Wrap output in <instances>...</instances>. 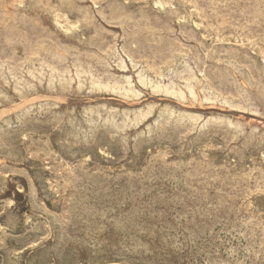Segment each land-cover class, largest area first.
<instances>
[{
    "label": "rangeland",
    "instance_id": "obj_1",
    "mask_svg": "<svg viewBox=\"0 0 264 264\" xmlns=\"http://www.w3.org/2000/svg\"><path fill=\"white\" fill-rule=\"evenodd\" d=\"M207 1H209V2L206 3ZM237 1L238 0H232V2H231V0H204V1L203 0H196V1L195 0H127V1L126 0H48V1L47 0H43V1L42 0H40V1L39 0H30V2H29V0H0V13H1L0 14V48H1L0 49V66H1L0 68L3 69V70L0 69V76H1L0 77V92L2 91V93H3V94L0 93V96L2 94V96L0 97V99H1L0 100V104H1L0 109L2 108L0 110V126H1L0 127V137H1L0 138V149H1L0 150V179H1L0 180V183H1L0 184V187H1L0 188V206H1L0 207V233H1L0 234V264H15V263L16 264H26V262H28V264L29 263L30 264H47V262H49L48 264H60L62 261L63 262L61 264H70V263L71 264H78V263L79 264H100V263L101 264H108V263L109 264H112V263L113 264H115V263L116 264H145L148 260L149 261L146 264H167V263L168 264H173V263L174 264H179V263L183 264L184 262H186L184 264H223V263L224 264H233L234 262L236 264L237 263L238 264H245V263L246 264H255V263L256 264H264V254H263L264 253V250H263V248H264V244H263L264 243V180H263L264 179V135H262V133H264V99H263V97H264V59H263L264 58V39H263L264 38V25H263L264 24V7H262V5L264 4V0H262V1L261 0H257V1L251 0L250 3L247 2L248 0H239L238 1L239 3ZM252 1H254V2H252ZM4 2H6L5 3L6 5L4 4ZM39 2L40 3L42 2V3L39 4ZM43 2H45V3L43 4ZM241 2H242V4H241ZM243 2H245V3H243ZM256 2H258V3H256ZM255 3H256V5H255ZM259 3H261L262 5ZM45 4H46V6H45ZM248 4L252 7L250 8V6ZM1 5H3V6H1ZM67 5H69L70 7H68ZM145 5H146V7H145ZM226 5L228 6L227 8H226ZM50 6H51V8H50ZM81 6H82V8H81ZM255 6H257L259 8H257V7L255 8ZM14 7L16 10L13 9ZM46 7H47V9H45ZM224 7H225V9H224ZM261 7H262V9H261ZM80 8H81V10H80ZM200 8H202V9H200ZM242 8H244V9H242ZM38 9L39 10L41 9V11H39ZM83 9H85V10H83ZM130 9H131V11H130ZM42 10L44 11L45 14H43ZM230 10H232V12ZM10 11H12V12H10ZM16 11L18 14L16 13ZM18 11H20V12H18ZM21 11H22V13H21ZM199 11H200V13H199ZM256 11H258L259 13L256 14L257 13ZM3 12H4V14H2ZM222 12H223V14H222ZM79 13H80V15H79ZM189 13H190V15H189ZM9 14H10V16H9ZM14 14L16 16H14ZM250 14H251V16H250ZM6 15H7V17H6ZM38 15L40 18L38 17ZM204 15H205V18H204ZM256 15L257 16L261 15L259 17L260 18L259 21L255 20V19H257V20L259 19ZM101 16H103V17H101ZM197 16H199V17H197ZM214 16H216V17H214ZM11 17L14 20L13 19L10 20ZM220 17L223 18L225 23H223V20H220V19H222ZM207 18H209L210 20L209 19L207 20ZM35 19H37V20H35ZM78 19H79V21H78ZM204 19L206 21H204ZM15 20L17 21L16 23L13 22ZM187 20H188V22H187ZM227 20H228V22H227ZM33 21L36 23H33ZM219 21H222L221 22L222 24L221 23L219 24ZM245 21H246V24H245ZM37 22H40V23L38 24ZM201 22H202L203 26H202ZM216 22H217L218 26L220 25L218 28L217 27L215 28V26H217ZM249 22H251V23L249 24ZM6 24H7V26H6ZM16 25H18V26H16ZM212 25L213 26L215 25V26L213 27ZM221 25H222V27H221ZM45 26H47V27H45ZM232 26L233 27L237 26L238 30L236 27L234 29ZM5 27H9V28L5 29ZM208 27H211V28H208ZM242 27L244 29H241ZM245 27L247 29H245ZM12 28H13V31H12ZM60 28H61V31H60ZM205 28L207 30H205ZM22 29L25 33L21 31ZM210 29H211V31H210ZM48 30H50V32ZM216 30H217V32H216ZM51 31H52V34L54 33L57 36H55L53 34V36H54L53 37L51 35ZM54 31L55 32L57 31V32L55 33ZM241 32H243V33H241ZM199 33L201 34V36ZM237 33H238V35H237ZM60 37L62 38L61 40H60ZM92 38H95V39L92 40ZM253 38H255V40ZM108 39H109V41H108ZM252 39H253V41H252ZM85 41H87V43ZM200 41H201V43H200ZM65 42H69V43H65ZM62 43L64 44V46ZM84 43H85V45H83ZM14 45H15V47H14ZM71 45H72V47H70ZM74 45H76V46H74ZM2 47H3V49H2ZM77 47H78V49H77ZM91 47H93V48H91ZM241 47H243V48H241ZM19 48L20 49L22 48L23 50H20ZM118 48L121 50V52L122 51L123 52L121 53ZM62 49H64V50H62ZM88 50H90V51H88ZM17 51H18V53H17ZM53 51H56V52H53ZM58 51L60 53H58ZM22 52H23V55H22ZM204 52L206 55L203 54ZM124 53H125V55L123 56ZM147 53H148V55H147ZM7 54L8 55L11 54L10 57ZM66 54H67V56H66ZM77 54L80 56H78ZM16 55H18L20 57H17ZM177 55L179 56L178 60L176 59ZM204 55H205V57H204ZM76 56H77V58H76ZM108 56L109 57L111 56L110 57L111 59L108 58ZM118 56H120L121 58ZM258 56H260V58ZM66 57H67V59H66ZM189 57H191V58H189ZM62 58H64V59H62ZM114 58H116V59H114ZM182 58H183V60H182ZM185 58H187V59H185ZM70 59H71V61H70ZM118 59H119V61H117ZM130 59L133 61V63H131V61L130 62L128 61ZM79 60L82 62H79ZM151 60H153V61L150 62ZM33 61H34V63H33ZM42 61H43V63H42ZM73 61L75 62V64ZM174 61H176V62H174ZM233 61H235V62H233ZM122 62H123V65L121 67V65H119V64H122ZM172 62L175 63L176 65L173 64ZM197 62L199 64H197ZM226 62H227V64H226ZM230 62L231 63L233 62V64H230ZM37 63H39V64H37ZM76 63H79V64H76ZM106 63H108L109 65H107ZM179 63L180 64L182 63V66ZM185 63L187 64V66L189 65L188 67L190 69H192V70H190L191 72H188L189 70H183V68H184L183 66L186 65ZM194 63H195V65H194ZM202 63H204V64H202ZM234 63H236V64H234ZM30 64H32V65H30ZM84 64H85V66H84ZM116 64H117V67H116ZM130 64H131V66H130ZM134 64H136V67L138 66L137 64H139L138 68L139 67L148 68V70H140V71H143L145 74L148 73L149 77H150V74L152 76H154V77L151 76L153 81L155 79H158L159 77H162L163 78L162 85H166V84L168 85L171 83L174 86L176 85V87H175L176 90L182 91L185 99L181 101L177 97L165 94L167 96L166 97L163 93H156V92L152 91L149 87L141 85L139 83V81L137 82V80H138V78H137L138 74L137 73H139L140 71L138 70V68H136V69H135V67L133 68ZM201 64L205 67H203ZM3 65H5V66H3ZM26 65H27V68H26ZM64 65H65V67H64ZM76 65H78V66H76ZM94 65H95L96 69L94 68ZM175 66H176V68H175ZM194 66H196V67L194 68ZM235 66L236 67L239 66V71H240L241 75L243 72L242 70L245 71V72H243V75L244 74H246V75L241 76L240 74H238L239 73L238 68H236ZM48 67H50V68H48ZM58 67H59V69H58ZM67 67H69L70 70ZM78 67H80L79 71H77ZM245 67H247V68H245ZM16 68H17V71H16ZM28 68L30 71L28 70ZM43 68H45V69L43 70ZM73 68L75 71L73 70ZM87 68H88V70H87ZM166 68H168V69H166ZM169 68H172V69L170 70ZM31 69L35 70V71H33L34 73L32 72ZM38 69L40 72L38 71ZM46 69H48V70H46ZM51 69H53L54 71L56 70L55 72L56 73L58 72L57 74H59L60 76L63 74L62 75L63 78L64 77H65V79L67 78V80L64 79L65 81H63L65 83H63V82H61V84L59 82L51 83V81L48 79L50 76V74H48V73H50ZM81 69H83V70H81ZM134 69H135V71H134ZM163 69H165V70H163ZM178 69H180V70H178ZM25 70H27L28 73ZM92 70L95 73H93ZM176 70H178V73L181 76H179V74L177 73ZM247 70H249L250 72ZM3 71L4 72L6 71V73H4ZM84 71L93 75L94 79L99 78L100 80H106V79L111 77L113 79H116V80L118 79L119 81H121L122 79L124 80V77H125V80H129L130 82L133 83L132 85L135 88V90L137 91L139 97H138V99H135V100L134 99H127L125 97L122 98V95L117 94V93L104 92V91L102 92L99 90H95L88 84L87 81H85L87 73H85L82 76V77H84V76L85 77H84V79L80 80V85H79V81H77L78 80L77 74L82 73V72L84 73ZM89 71H91V73ZM184 71H186V72L184 73ZM14 72H16V74H14V75L17 77L13 76ZM17 72H19V73H17ZM68 72L69 73L71 72L70 73L71 75ZM160 72L161 73L163 72V73L161 74ZM165 72H167L168 75ZM192 72H194V73H192ZM32 73H33V76L35 78L37 76L38 79L37 78L35 79L32 76ZM39 73H41V74H39ZM44 73L46 76L45 75L43 76ZM75 73H77V74L75 75ZM96 73H97V75H95ZM232 73L234 76L232 75ZM65 74L66 75L68 74V75L64 76ZM192 74H193V76H192ZM237 74H238V76H237ZM2 75L6 76V77L8 75V77L4 78V76H2ZM39 75H41V77H38ZM248 75L250 77V80H248L249 77L246 78ZM20 76H23V79H22V77L20 78ZM29 76H31V77H29ZM102 76H104V77H102ZM118 76H121V77H118ZM163 76H165L166 79H164ZM168 76L170 79H168ZM14 77L18 81H16ZM32 77L34 80L30 79ZM190 78L192 80H190ZM6 79H9V81ZM26 79L29 80V83H27V82L24 83L25 81H27ZM46 79H48L50 82H48V80H46ZM183 79H184L185 84H188L191 87L193 86L192 89L194 91L196 101H193L192 98H190V95L188 94L186 88L184 87L185 84L183 82ZM243 79L247 80V82L250 81L249 83H251V85L249 86V84H246L247 82L244 81ZM179 80L182 82H180ZM206 81H207V83H206ZM19 82H21L22 86L24 85L23 86L24 88H22V86ZM39 82L41 83V86H39L40 85ZM198 82H199V84H198ZM200 82L202 85L200 84ZM10 83H12V84L9 85ZM47 83H48V86H47ZM237 83H238V85H240V87H237L238 86ZM27 84H29V85H27ZM50 84H51V86H50ZM67 84H68V86H67ZM241 84H243V85H241ZM253 84H254V86H253ZM60 85H62V86H60ZM85 85L86 86L89 85V86L86 87ZM204 85H205V88H202ZM19 87H20V89H19ZM25 87H27V88H25ZM33 87H35V88H33ZM49 87H51V88H49ZM68 87H69L70 91L68 90ZM83 87H85V88H83ZM7 88H10V89H7ZM17 88L21 92H18ZM32 88H33V90H32ZM47 88H49V89H47ZM79 88H81V89H79ZM206 88H209V89L206 90ZM238 88H239V90H238ZM24 89L26 91L28 90V92H30V93H28V92L24 93L25 92ZM86 89H87V92H86ZM90 89H91V92H92V90H94V91L91 93V92H89ZM202 89H203V91H201ZM4 90L7 93H4ZM31 90L34 93H31L32 92ZM78 90L80 91V93ZM95 91H96V94H95ZM243 91L245 93H243ZM22 93H24V94H22ZM239 93H241V94H239ZM4 94L5 95L7 94L8 96L7 95L4 96ZM19 94L22 95V98H20L21 95H19ZM114 94H116V95L114 96ZM248 94H250V95H248ZM85 95H87V96H85ZM16 96H18V97H16ZM187 96H189V97H187ZM239 96L240 97L244 96V97H242L240 99ZM111 97H112V99H111ZM173 97L176 99H174ZM209 97H211V98L209 99ZM213 97H215L216 99ZM207 98L210 102L207 101ZM18 99H20V100H18ZM226 99H228V100L226 101ZM7 100H9V102ZM191 100H192V102H191ZM220 100L222 101V103L220 102ZM1 101H2V103H1ZM225 101H226V103H225ZM164 102H166V103H164ZM205 102L206 103L208 102V103L206 104ZM230 102H233V106H232V103H230ZM237 102H239L238 103L239 105L241 103L243 104V102H244V104L239 106V105H237ZM43 103L45 105L47 104L48 106H51V107H48L47 105L46 106L48 108L44 107L45 105ZM37 104L38 105L40 104L41 108H40V105L38 106ZM99 104H102V105H99ZM150 104H152V105H150ZM221 104H223L224 106L223 105L220 106ZM248 104L251 106L248 107L249 106ZM103 105L104 106L107 105V106L104 107ZM143 105H144V108H141V106H143ZM146 105L150 106V107L148 106L149 109H147L148 107ZM164 105H166V107ZM90 106H92V107H90ZM93 106H95V107L93 108ZM99 106H100V108H98ZM101 106L104 108H102ZM169 106L170 107L172 106V107L170 108ZM43 107H44V109H49V110H47L48 114H45L44 111H46V110L42 111ZM52 107H54V108H52ZM167 107H168V109H171V110H168ZM37 108L40 109L39 112H38ZM101 108L103 109V112H102ZM114 108H116V109L118 108V111H116V109L114 110ZM162 108H163V111H162ZM172 108H173V110H172ZM234 108H236V109H234ZM241 108L243 110L246 108L245 109L246 113H245V110L243 112L241 110ZM252 108H254V110L250 113V110H252ZM27 109H29L28 114L26 112ZM94 109H96V110H94ZM110 109L112 112L110 111ZM123 109H125V112H123L124 111ZM131 109L134 112H137L139 110L146 111V115H145L144 119L142 121L138 122L139 124L138 123L136 125L133 124V127L136 126L137 128L132 127V130H130L131 124L126 125V126H128V129H126L127 127H125V125H123V120L125 119L124 118L125 116L132 117V114L134 112L133 111H131L132 113L129 112ZM146 109L149 110L150 112H152V114H149L150 112L147 111ZM230 109H232V110H230ZM72 110H73V112H71ZM84 110H85V112H84ZM126 110H128V111H126ZM152 110H154V111H152ZM168 111H170V112H168ZM19 112L21 114H19ZM43 112H44V114H43ZM52 112H53V114H52ZM55 112H58L57 114L63 115V116L58 115L57 116L58 119H57V117H56L57 114ZM82 112L85 113V115L87 114L86 115L87 117L85 115L83 116ZM101 112H102V114H101ZM110 112H111V114H110ZM121 112L125 113L124 117L122 116L123 114ZM127 112L129 113L128 115H127ZM254 112L256 115L254 114ZM23 113H24V115H23ZM29 113H31V114L33 113L34 115L33 114L30 115ZM119 113L122 117L119 115ZM166 113L168 114L167 116L165 115ZM171 113H172V115H171ZM198 113H199V116L201 115L200 117L198 116ZM49 114L51 117L48 116ZM97 114L101 115L100 117H102V116L103 117L100 118L99 116H97ZM103 114L104 115L106 114L105 117ZM116 114L118 116H116ZM148 114H149V116H147ZM157 114L160 117L164 116L162 118L163 121L160 119V117ZM169 114H170V116H169ZM173 114H175L176 116H174ZM13 115L17 116L16 119H15V117H13ZM20 115H22V117ZM28 115H29V118H26V117H28ZM35 115H37V116H35ZM52 115L54 116L53 118H52ZM73 115L75 117L77 116L76 117L77 119H75ZM91 115H93V116H91ZM95 115H96V117H95ZM23 116H24V118H23ZM67 116H68V118H66ZM90 116H91V120L93 119L92 123L90 122L91 121ZM119 116L121 117V119ZM171 116H173V117H171ZM180 116H181V118H180ZM183 116H186V117H183ZM193 116H194V118H193ZM37 117H39L40 120ZM61 117L63 120L61 119ZM114 117H116V118H114ZM117 117H118V119H117ZM174 117H175V120H174ZM83 118H84V120H83ZM87 118H89V119H87ZM105 118H107V119H105ZM110 118L114 119V121L116 122V125L118 127L115 128L113 125L110 124V122H111ZM164 118L168 119L170 121V123L168 120H167L168 122L165 121L166 119H164ZM170 118H172V119L170 120ZM191 118H192V120H191ZM86 119H87V123L85 121ZM116 119H117V121H116ZM185 119H187V120H185ZM16 120H17V122H16ZM18 120L20 122H18ZM48 120L52 121V122L50 123ZM75 120H78V122ZM97 120L101 124H99ZM159 120H161L160 123H159ZM198 120H200V121H198ZM22 121L24 122L25 125L23 123H21ZM34 121H35V123H34ZM69 121L71 124L69 123ZM79 121H80V123H79ZM81 121H83V122H81ZM93 121L96 123H94ZM156 121H158V122H156ZM193 121L195 123H193ZM215 121L218 123H216ZM58 122H59V124H58ZM72 122H75L76 124H72ZM84 122L86 124H84ZM163 122H165V123H163ZM187 122H189V123L187 124ZM221 122H222V124H221ZM29 123H30V126H32V125L33 126L32 127L28 126L27 124H29ZM63 123H64V126H63ZM67 123H69V124H67ZM168 123H169V125H168ZM178 123H180V124H178ZM225 123L227 124V127H225L226 126ZM228 123L230 124L231 127L229 126ZM6 124H8V125H6ZM146 124H148V125H146ZM164 124H166V125H164ZM170 124L173 126L175 125V126L173 127ZM9 125H10V127H9ZM68 125H70V126L68 127ZM194 125L196 126V128H194L195 131L193 130V127H195ZM204 125H205V127H204ZM220 125H222V126L220 127ZM62 126L65 128H63ZM97 126H99V127L97 128ZM111 126H112V128H111ZM148 126H149V128H148ZM152 126H153V128H152L153 130L150 128ZM155 126H156V128H155ZM199 126H201V127L199 128ZM215 126H217V127H215ZM121 127L124 129L122 130ZM234 127H236V129ZM19 128H20V131L18 130ZM42 128L45 129L46 131L44 132V130ZM58 128H60V130ZM88 128H90L89 130H91L92 128L93 129L95 128V130L92 129L91 131H89V130H87ZM109 128L111 130H109ZM10 129L12 131L13 130H15V131L12 132ZM78 129H80V130H78ZM116 129H118V130H116ZM256 129H258V130H256ZM32 130H34V131L32 132ZM76 130H78V131H76ZM82 130H85V131H82ZM108 130H109L110 134L115 136L114 139H113L112 135H110L108 133ZM121 130L124 131L125 133H123ZM68 131L69 132L71 131V133H69ZM93 131H95V132H93ZM252 131H254V132H252ZM63 132L66 134L63 135ZM81 132L83 134H81ZM90 132H93V134ZM174 132H176V133H174ZM56 133H58V134H56ZM138 133L141 135V137H140V135H138ZM47 134H48V137H46ZM72 134H74V135H72ZM86 134H88V135L86 136ZM142 134H144V135L142 136ZM152 134H154V135H152ZM70 135L73 136V138ZM83 135H84V137L86 136L85 139H83L84 138ZM121 135L123 136V138ZM124 135H126L127 138H126V136L124 138ZM148 135H150V136H148ZM165 135H168V136L165 137ZM8 136L12 137V138L8 139ZM22 136L24 137L25 140L23 139ZM61 136H63V137H61ZM65 136H67V137H65ZM75 136L77 137V139H75L76 138ZM100 136H102V137H100ZM59 137H61V138H59ZM119 137H121V138H119ZM147 137H149V138H147ZM37 138H38V140H37ZM58 138L60 139L59 140L60 142L58 141ZM71 138H72V140H71ZM78 138L79 139L81 138V139L79 140ZM86 138H88L89 140ZM115 138H117V139L115 140ZM196 138H198V139H196ZM133 139H134V141H131ZM183 139H185V140H183ZM33 140H35V141L33 142ZM42 140H43V143H42ZM95 140H96V142H95ZM99 140H101V142ZM152 140H154V141H152ZM37 141H39L40 144ZM76 141L77 142L79 141L78 143H80L82 141L83 144L82 143L78 144ZM21 142H22V144H21ZM35 142H36V146H35ZM58 142L60 143V146H62V147H60V146H59L60 148L58 147V145H59ZM67 142H70L69 145L67 144ZM102 142H104V143H102ZM107 142H108V144H107ZM176 142H177V144H176ZM125 143H126V145L123 146ZM31 145H32V147H31ZM33 145L36 148L37 147L38 148L34 150ZM38 145H40V146H38ZM45 146H47L48 148ZM63 146L65 147V152H64ZM11 147L13 148L12 151H11ZM20 147H22V148H20ZM29 147H31V148H29ZM56 147H57V149H56ZM71 147L73 150L71 149ZM131 147H132V149H131ZM42 148H44V149L46 148L47 150H49V149L50 150L46 151V149H45V151H44V149H42ZM61 148H63V149L61 150ZM90 148H91L90 152H89V150L87 152L86 149H90ZM14 149H15V151H14ZM29 149L30 150L32 149L31 150L32 152ZM98 149H99V151H98ZM7 150H9V151L7 152ZM77 150H78V153H77ZM34 151H36V152H34ZM66 151H67V153L69 151V153L66 154ZM161 151H162V153H161ZM2 152H6V154L9 156L5 155V153H2ZM19 153H22L23 156ZM2 154H4V156ZM46 154H48V155L46 156ZM77 155H79V159H78ZM141 155H143V156H141ZM44 157H46V158H44ZM67 158L69 159V161ZM156 159H158L159 161ZM18 160H20V161L18 162ZM26 162L29 163V165ZM149 162H151V163H149ZM178 163H179V165H178ZM102 164H104V165H102ZM32 165H34V167ZM66 165H67V167H66ZM75 165H78V166L76 167ZM121 165L123 166V168ZM79 166H81L82 168L81 167L79 168ZM107 166L109 168H107ZM120 166L122 169L120 168ZM243 167H244V169H242ZM254 168H255V170H254ZM78 169L81 171H79ZM107 169H109V170H107ZM13 170H14V172H13ZM185 170H186V172L183 173V171H185ZM227 170H228V173H227ZM34 171H35V173H33ZM93 171H94V173H93ZM154 171H156V172L154 173ZM187 171H189V172H187ZM40 172H42V173H40ZM76 172H78V173H76ZM150 172H151V174H150ZM32 173L34 175H32ZM145 173H147V174H145ZM161 173H162V175H161ZM261 173H263V174H261ZM82 174H84L83 175L84 178H82L83 177V176H81ZM88 174L90 175V177ZM107 174H108V176H107ZM165 174H167V175H165ZM170 174H172V175H170ZM128 175H130V176H128ZM146 175H148V176H146ZM152 175H154L155 177H153ZM117 176L119 179L116 178ZM182 176H185V177H182ZM231 176H232V179H231ZM92 177H93V179H92ZM105 177H106V179H105ZM113 177H114V179H113ZM150 177H152V178H150ZM217 177H219V178H217ZM28 178H29V180H28ZM65 178L67 179V181ZM85 178H86V180H84ZM95 178H96V180H94ZM179 178H182V179L179 180ZM74 179H75V181H77L76 183H78V186L80 188L78 186L73 185V184L77 185L74 182ZM115 179L117 180V182ZM127 179H129V181H127ZM187 179H188V181H187ZM81 180H82V182H81ZM97 180H98V183H97ZM107 180H109L108 182H110L109 185H108ZM137 180H139L140 182ZM235 180L237 181L236 183L233 182ZM206 181L207 182L209 181V182L207 183ZM123 182H125V184ZM170 182H172L173 184ZM79 183H80V185H79ZM85 183H86V185H85ZM26 184H28V185H26ZM38 184H40V185H38ZM146 184H148V185H146ZM250 184H252V185H250ZM81 185H82V187H81ZM90 185H92V186H90ZM95 185L97 186V188H95ZM116 185L117 186L119 185V186L117 187ZM145 185H146V187H145ZM178 185H179V187H178ZM100 186H102V187H100ZM107 186H109V187L107 188ZM110 186H111V188H110ZM123 186H125V187H123ZM135 186H137V187H135ZM140 186H141V188H140ZM165 186H167V188ZM194 186H195V188H194ZM234 186H236L237 190ZM73 187H74V189H73ZM147 187H149V188H147ZM180 187H181V189H180ZM188 187L190 188V190L188 189ZM85 188H87V189H85ZM159 188H160V190H159ZM238 188H239V190H238ZM54 189H56V190H54ZM78 189L80 190L79 192H78ZM91 189H93L92 191L94 193H92ZM94 189H96V190H94ZM117 189H119V190H117ZM127 189H129V192ZM140 189H141V191H140L141 193L138 191ZM183 189H184V191H182ZM82 190L84 193H82ZM122 190H124V191L122 192ZM136 190L138 193L136 192ZM31 191H33V192H31ZM46 191H47V193H46ZM100 191H101V193H100ZM130 191H132V192H130ZM147 191L149 193H145ZM163 191H165V192H163ZM85 192L87 193V195ZM124 192H125V195H127V197L126 196L123 197ZM207 192H208V194H207ZM232 192H234V193H232ZM236 192H237V194H236ZM239 192H241V193H239ZM250 192L252 193V195H250ZM31 193L33 196L31 195ZM90 193H92V194H90ZM43 194H45V195H43ZM76 194H77V197H74ZM161 194H164V195L160 196ZM41 195H42V197H41ZM56 195H57V197H56ZM110 195L113 197H111ZM209 195H211V196H209ZM248 195H249V197H248ZM28 196H30V197L28 198ZM97 196H99V197H97ZM153 196L155 199L153 198ZM167 196H169V198ZM100 197H102L103 199ZM138 197H139V199H138ZM183 197H185V199ZM6 198H9V199H6ZM31 198H34V199H31ZM114 198H115V200H114ZM118 198L122 199V200L119 201ZM126 198L128 199V201L126 200ZM130 198H132V199H130ZM174 198H176V199L174 200ZM74 199H76L78 201H76ZM90 199H92V200H90ZM98 199H100L101 201ZM108 199H109V202L111 201L110 203L108 202ZM148 199L150 201V207H149ZM170 199H172V201ZM215 199H216V201H214ZM31 200H32V202H31ZM70 200H72V201L74 200V202H72ZM135 200L137 202H135ZM200 200H202V201H200ZM252 200H254V201H252ZM12 201L15 203H13ZM164 201H166L167 203H165ZM8 202H9V204H8ZM16 202H18V203H16ZM80 202H82V203H80ZM125 202H126V204H125ZM190 202H192V203H190ZM194 202H195V204H194ZM248 202H250V204ZM48 203H50V204L48 205ZM71 203H73V204H71ZM154 203H155V205H154ZM76 204H79V205H76ZM96 204H99V205L97 206ZM31 205H33V206L31 207ZM84 205H86V206H84ZM88 205H89V207L87 209ZM111 205H112V207L115 206V207H113L114 209L111 208ZM119 205H120V207H119ZM198 205H199V207H198ZM213 205H215V206H213ZM222 205H224V206H222ZM233 205H234V207H233ZM245 205H246V207H245ZM72 206H73V208H72ZM78 206L81 207V210H80V207L78 208ZM94 206L95 207L97 206V207L95 208ZM105 206H106V208H105ZM250 206H252V207H250ZM260 206H262V207H260ZM39 207L40 208L42 207V208L40 209ZM91 207H93V208H91ZM132 207H134V208H132ZM144 207H146V208H144ZM189 207L191 210L189 209ZM32 208L33 209L36 208V209L33 210ZM47 208L49 209V211ZM54 208H56V209H54ZM58 208L61 212L58 210ZM76 208H78L79 210ZM109 208L112 209V211ZM169 208H170V210H169ZM202 208H204L206 210H204ZM94 209H96V212L94 211ZM117 209H118V211H117ZM128 209H130V210H128ZM131 209H132V211H131ZM192 209L194 211H192ZM69 210H70V212H69ZM87 210H89V212ZM102 210H104L103 213H105V214L102 213ZM138 210H139V212H138ZM141 210H143V211H141ZM147 210H149L150 213ZM84 211L86 212V214ZM109 211H110V214H108ZM134 211H136V213L138 212L139 215L136 214ZM152 211H153V213H152ZM52 212H54L56 214L53 213L54 215H52ZM99 212L102 214V216L100 215ZM209 212H210V214H208ZM128 213H130V214H128ZM80 214H82V215H80ZM88 214H89V216H87ZM199 214L201 215V218H200ZM48 215H50V216H48ZM83 215L84 216L86 215L87 218H86V216L84 217ZM151 215H153V216H151ZM156 215H157V217H156ZM208 215H209V217H208ZM69 216L71 218H69ZM90 216H91V218H90ZM134 216H136V217H134ZM147 216H148V218H147ZM173 216H174V218H173ZM194 216L196 218H194ZM100 217H102V218L100 219ZM103 217H104V219H103ZM114 217H116V218L118 217L117 219H115L116 224H114L115 222L113 221ZM249 217H250V219H249ZM84 218H86V220ZM110 218H112V219H110ZM182 218H184V219L182 220ZM222 218H223V220H222ZM226 218H227V220H226ZM12 219H13V221H12ZM80 219L82 220L83 223L81 222ZM119 219H120V221H119ZM177 219L180 221H178ZM242 219H243V221H242ZM22 220H23V222H22ZM88 220L90 223H88ZM59 221H61V223ZM98 221H101L102 223L98 222ZM122 221H123V224L125 226L123 224H121ZM169 221L172 223V225ZM175 221L178 224L175 223ZM181 221H183V222H181ZM224 221H226V222H224ZM57 222H58V224H57ZM126 222H127V224H126ZM167 222H168V225H167ZM222 222H224V224ZM248 222H249V224H248ZM59 223H60V226H59ZM117 223H119L118 226H117ZM252 223H254L255 225ZM62 224H63V226H62ZM137 224L139 225V227ZM19 225H21V226H19ZM42 225H44V226H42ZM56 225H58V226H56ZM64 225L66 226V228ZM82 225L84 226V228ZM126 225H128V226H126ZM173 225L175 226V228L173 227ZM37 226H39V229ZM22 227H23V229H22ZM33 227L34 228L36 227V228L33 229ZM85 227H86V229H85ZM90 227H92V228H90ZM142 227H143V229H141ZM156 227L158 229H156ZM248 227H249V229H248ZM113 228L115 230H113ZM121 228H123V229H121ZM152 228H153V230H152ZM211 228H212V230H211ZM232 228H233V230H232ZM90 229H92L93 231H91ZM105 229H107L108 232ZM116 229H118V230H116ZM126 229H127V232H126ZM129 229H130V231H129ZM149 229H151V230H149ZM254 229H255V231H254ZM33 230L35 232L34 234H33ZM39 230H40V232H39ZM48 230L50 233L48 232ZM141 230L142 231L145 230V231L141 232ZM195 230H197V231L195 232ZM219 230L221 233L219 232ZM29 231L30 232L32 231V232L29 233ZM138 231L140 233H138ZM205 231L208 233H206ZM228 231H229V233H227ZM166 232H168V233H166ZM184 232H186V234ZM19 233L21 234V236ZM163 233H165V234H163ZM192 233H194L196 235L195 238H194V234H192ZM232 233L234 235H232ZM7 234L8 235L10 234V236H8ZM66 234H68V235H66ZM167 234L170 236H168ZM211 234H213L214 236H212ZM222 234H224V235H222ZM235 234H237V235H235ZM122 236H124V237H122ZM157 236L159 238H157ZM206 236L209 238V240ZM210 236H211V238H210ZM230 236H232V237H230ZM254 236H256V237H254ZM6 237H7V239H6ZM26 237L27 238L30 237V238L27 239ZM143 237H144V239H143ZM165 237H166V239H163ZM170 237H172V238H170ZM173 237H175L176 239L174 238L175 239L174 240ZM191 237H193V238H191ZM200 237H201V239H200ZM233 237H235L236 239ZM244 237L246 238L245 240H243ZM10 238H12L13 240ZM19 238H21V239H19ZM35 238L38 240H35ZM129 238H130V240H129ZM132 238H134V239H132ZM188 238L190 239V241ZM196 238L198 240H196ZM5 239H6V242L4 243ZM78 239H79V241H78ZM81 239L83 240V242ZM138 239H140V240H138ZM158 239L160 242L158 241ZM160 239H162L163 241L165 240L164 241L165 243H163V241H161ZM168 239H169V241H168ZM178 239H179V241H178ZM227 239H229V240H227ZM90 240H92V241L90 242ZM95 240H96V243H95ZM125 240H127V241H125ZM136 240L139 242H137ZM183 240H184V243H183ZM249 240L252 241V243ZM142 241H143L144 245L142 244ZM216 241H218V242H216ZM36 242H38V243H36ZM129 242H131V243H129ZM158 242L161 244H158ZM168 242H170V243H168ZM21 243H22V245H21ZM73 243H74V245H73ZM122 243H124V244H122ZM145 243L146 244L148 243V244L146 245ZM203 243H205V244H203ZM27 244L30 246H28ZM87 244L89 245V247H91V246L92 247L89 248ZM199 244H200V246H199ZM54 245H55V247H54ZM134 245H136V247H138V248H134L135 247ZM138 245H140V247ZM145 245H146V247H144ZM161 245H163V246H161ZM195 245L196 246L198 245L197 246L198 248H195L196 247ZM228 245L230 247H228ZM83 246H85V247H83ZM181 246H182V248H181ZM1 247L2 248L6 247V248L2 249ZM24 247H26V248H24ZM93 247L96 249H94ZM131 247L133 249H131ZM170 247H172V248L170 249ZM223 247H224V251L222 249ZM239 247L243 250H241ZM251 247H253V248H251ZM44 248H45V250H44ZM47 248L49 250H47ZM125 248H127V249H125ZM70 249L71 250L76 249V250L70 251ZM100 249H102V250H100ZM129 249H131V250L129 251ZM134 249L136 250L135 252L133 251ZM155 249H157V250H155ZM198 249H200V250H198ZM41 250H42V252H41ZM90 250H91V252H89ZM110 250H111V253H110ZM138 250H140V251H138ZM161 250H162V252H160ZM212 250H214V252ZM246 250H247V252H246ZM198 251H199V253H198ZM53 252H55L56 254ZM61 252L64 256L61 254ZM180 252H182V253H180ZM204 252H206V253L204 254ZM43 253H45V254H43ZM95 253H98V255H95ZM150 253H152V254H150ZM155 253H157V254H155ZM253 253H254V255H253ZM9 254H10V256H9ZM70 254L72 257L70 256ZM181 254L183 255V257ZM194 254H196V256ZM229 254H230V257H229ZM231 254L233 257H231ZM246 254L249 256H247ZM49 255H51V256H49ZM54 255L57 258L60 257L59 258L60 260L57 259ZM143 255H144V257H143ZM245 255L247 257H245ZM256 255H257V257H256ZM40 256L42 257V259H39ZM65 256H68V258ZM119 256H122V257H119ZM238 256L239 257L242 256V257L239 258ZM45 257H47V258H45ZM63 257L67 260L66 262H64L65 260ZM160 257H161V259H160ZM165 257H166V259H165ZM171 257H173V258H171ZM77 258L79 260H77ZM203 258H204V260H203ZM235 258H236V260H235ZM95 259H97V260H95ZM163 259H164V261H163ZM182 259H183V261H182ZM193 259H194V261H193ZM210 259H211V261H210ZM239 259H240V261H239ZM108 260H110V261H108ZM132 260H133V263H132ZM170 260H172L173 262ZM98 261L99 262L101 261V262L99 263ZM123 261H125V262H123ZM205 261H206V263H205Z\"/></svg>",
    "mask_w": 264,
    "mask_h": 264
},
{
    "label": "bare ground",
    "instance_id": "obj_2",
    "mask_svg": "<svg viewBox=\"0 0 264 264\" xmlns=\"http://www.w3.org/2000/svg\"><path fill=\"white\" fill-rule=\"evenodd\" d=\"M39 1H40V0H39ZM42 1H43V0H42ZM47 1H48V0H47ZM126 1H127V0H126ZM195 1H196V0H195ZM203 1H204V0H203ZM238 1H239V0H238ZM238 1H237V2H238ZM256 1H257V0H256ZM261 1H262V0H261ZM9 2H10V1H9ZM17 2H18V1H17ZM29 2H30V0H29ZM71 2H72V1H71ZM103 2H104V1H103ZM105 2H106V1H105ZM188 2H189V1H188ZM208 2H209V1H207L206 3H208ZM224 2H225V1H224ZM228 2H229V1H228ZM231 2H232V0H231ZM247 2L250 3L251 0H250V1L248 0ZM252 2H254V1H252ZM5 3H6V2H4V4H5ZM31 3H32V2H31ZM41 3H42V2H41ZM41 3L39 2V4H41ZM44 3H45V2H43V4H44ZM57 3H58V2H57ZM65 3H66V2H65ZM72 3H73V2H72ZM194 3H195V2H194ZM238 3H239V2H238ZM243 3H245V2H243ZM256 3H258V2H256ZM256 3H255V5H256ZM10 4H11V3H10ZM20 4H21V3H20ZM61 4H62V3H61ZM74 4H75V3H74ZM225 4H226V3H225ZM241 4H242V2H241ZM259 4H261V3H259ZM5 5H6V4H5ZM12 5H13V4H12ZM34 5H35V4H34ZM51 5H52V4H51ZM54 5H55V4H54ZM227 5H228V4H227ZM227 5H226V8L229 6V5H228V6H227ZM234 5H235V4H234ZM248 5H249V4H248ZM251 5H252V4H251ZM257 5H258V4H257ZM261 5H262V4H261ZM1 6H3V5H1ZM45 6H46V4H45ZM55 6H56V5H55ZM67 6L70 7L69 5H67ZM197 6H198V5H197ZM223 6H224V5H223ZM232 6H233V5H232ZM249 6H250V5H249ZM11 7H12V6H11ZM145 7H146V5H145ZM235 7H236V6H235ZM242 7H243V6H242ZM245 7H246V6H245ZM251 7H252V6H250V8H251ZM256 7H257V6H255V8H256ZM262 7H264V4L262 5ZM262 7H261V9H262ZM3 8H4V7H3ZM43 8H44V7H43ZM50 8H51V6H50ZM50 8H49V9H50ZM77 8H78V7H77ZM81 8H82V6H81ZM81 8H80V10H81ZM118 8H119V7H118ZM141 8H142V7H141ZM173 8H174V7H173ZM257 8H259V7H257ZM13 9H15V7H14ZM24 9H25V8H24ZM45 9H47V7H46ZM177 9H178V8H177ZM200 9H202V8H200ZM200 9H199V10H200ZM224 9H225V7H224ZM240 9H241V8H240ZM240 9H239V10H240ZM242 9H244V8H242ZM15 10H16V9H15ZM38 10H39V9H38ZM43 10H44V9H43ZM43 10H42V12H43V14H45ZM83 10H85V9H83ZM156 10H157V9H156ZM203 10H204V9H203ZM235 10H236V9H235ZM245 10H246V9H245ZM254 10H255V9H254ZM4 11H5V10H4ZM6 11H7V10H6ZM39 11H41V9H40ZM47 11H48V10H47ZM65 11H66V10H65ZM78 11H79V10H78ZM130 11H131V9H130ZM188 11H189V10H188ZM213 11H214V10H213ZM230 11L232 12V10H230ZM259 11H260V10H259ZM10 12H12V11H10ZM18 12H20V11H18ZM53 12H54V11H53ZM124 12H125V11H124ZM214 12H215V11H214ZM239 12H240V11H239ZM256 12H257V13H256ZM256 12H255L256 14L259 13L258 11H256ZM260 12H261V11H260ZM5 13H6V12H5ZM16 13H17V11H16ZM21 13H22V11H21ZM21 13H20V14H21ZM61 13H62V12H61ZM76 13H77V12H76ZM157 13H158V12H157ZM199 13H200V11H199ZM0 14H1V13H0ZM2 14H4V12H3ZM17 14H18V13H17ZM24 14H25V13H24ZM24 14H23V15H24ZM50 14H51V13H50ZM176 14H177V13H176ZM217 14H218V13H217ZM222 14H223V12H222ZM240 14H241V13H240ZM12 15H13V14H12ZM25 15H26V14H25ZM35 15H36V14H35ZM79 15H80V13H79ZM83 15H84V14H83ZM189 15H190V13H189ZM189 15H188V16H189ZM254 15H255V14H254ZM4 16H5V15H4ZM9 16H10V14H9ZM14 16H16V15L14 14ZM14 16H13V17H14ZM53 16H54V15H53ZM53 16H52V17H53ZM63 16H64V15H63ZM183 16H184V15H183ZM183 16H182V17H183ZM207 16H208V15H207ZM248 16H249V15H248ZM250 16H251V14H250ZM256 16H257V15H256ZM260 16H261V15H260ZM260 16H257V17L259 18ZM6 17H7V15H6ZM21 17H22V16H21ZM38 17H39V15H38ZM101 17H103V16H101ZM121 17H122V16H121ZM189 17H190V16H189ZM191 17H192V16H191ZM197 17H199V16H197ZM214 17H216V16H214ZM214 17H213V18H214ZM217 17H218V16H217ZM254 17H255V16H254ZM14 18H15V17H14ZM29 18H30V17H29ZM39 18H40V17H39ZM39 18H38V19H39ZM41 18H42V17H41ZM46 18H47V17H46ZM53 18H54V17H53ZM53 18H52V19H53ZM63 18H64V17H63ZM78 18H79V17H78ZM204 18H205V15H204ZM220 18H222V17H220ZM251 18H252V17H251ZM255 18H256V17H255ZM12 19H13V18L11 17L10 20H12ZM17 19H18V18H17ZM32 19H33V18H32ZM32 19H31V20H32ZM85 19H86V18H85ZM175 19H176V18H175ZM175 19H174V20H175ZM190 19H191V18H190ZM201 19H202V18H201ZM208 19H209V18H207V20H208ZM216 19H217V18H216ZM245 19H246V18H245ZM6 20H7V19H6ZM6 20H5V21H6ZM8 20H9V19H8ZM10 20H9V21H10ZM13 20H14V19H13ZM35 20H37V19H35ZM47 20H48V19H47ZM53 20H54V19H53ZM53 20H52V21H53ZM69 20H70V19H69ZM74 20H75V19H74ZM145 20H146V19H145ZM209 20H210V19H209ZM220 20H223V18L220 19ZM253 20H254V19H253ZM255 20H256V21H259L260 18H259L258 20H257V19H255ZM38 21H39V20H38ZM78 21H79V19H78ZM204 21H206V20L204 19ZM13 22L16 23L17 21L15 20V21H13ZM187 22H188V20H187ZM221 22H222V21H219V24H220ZM227 22H228V20H227ZM236 22H237V21H236ZM33 23H36V22L33 21ZM37 23L39 24L40 22H37ZM193 23H194V22H193ZM223 23H225L224 20H223ZM250 23H251V22H249V24H250ZM261 23H262V22H261ZM2 24H3V23H2ZM10 24H11V23H10ZM41 24H42V23H41ZM52 24H53V23H52ZM55 24H56V23H55ZM195 24H196V23H195ZM197 24H198V23H197ZM201 24H202V22H201ZM201 24H200V25H201ZM216 24H217V22H216ZM221 24H222V23H221ZM230 24H231V23H230ZM230 24H229V25H230ZM241 24H242V23H241ZM241 24H240V25H241ZM245 24H246V21H245ZM249 24H248V25H249ZM8 25H9V24H8ZM11 25H12V24H11ZM11 25H10V26H11ZM68 25H69V24H68ZM190 25H191V24H190ZM207 25H208V24H207ZM207 25H206V26H207ZM224 25H225V24H224ZM229 25H228V26H229ZM263 25H264V24H263ZM6 26H7V24H6ZM16 26H18V25H16ZM39 26H40V25H39ZM54 26H55V25H54ZM61 26H62V25H61ZM202 26H203V24H202ZM210 26H211V25H210ZM212 26H213V25H212ZM214 26H215V25H214ZM214 26H213V27H214ZM219 26H220V25H219ZM219 26H218V24H217V26H215V28H216V27L218 28ZM257 26H258V25H257ZM14 27H15V26H14ZM45 27H47V26H45ZM74 27H75V26H74ZM194 27H195V26H194ZM221 27H222V25H221ZM221 27H220V28H221ZM232 27H233V26H232ZM235 27L237 28V26H235ZM235 27H233V28L235 29ZM243 27H244V26H243ZM243 27H242L241 29H244ZM2 28H3V27H2ZM2 28H1V29H2ZM6 28H9V27H5V29H6ZM53 28H54V27H53ZM92 28H93V27H92ZM208 28H211V27H208ZM230 28H231V27H230ZM10 29H11V28H10ZM45 29H46V28H45ZM179 29H180V28H179ZM195 29H196V28H195ZM245 29H247V28L245 27ZM262 29H263V28H262ZM14 30H15V29H14ZM16 30H17V29H16ZM55 30H56V29H55ZM145 30H146V29H145ZM186 30H187V29H186ZM205 30H207V29L205 28ZM217 30H218V29H217ZM217 30H216V32H217ZM237 30H238V28H237ZM257 30H258V29H257ZM8 31H9V30H8ZM12 31H13V28H12ZM21 31L24 32L23 29H22ZM48 31L50 32V30H48ZM60 31H61V28H60ZM210 31H211V29H210ZM218 31H219V30H218ZM54 32H55V31H54ZM56 32H57V31H56ZM56 32H55V33H56ZM149 32H150V31H149ZM189 32H190V31H189ZM243 32H244V31H243ZM243 32H241V33H243ZM24 33H25V32H24ZM24 33H23V34H24ZM47 33H48V32H47ZM187 33H188V32H187ZM239 33H240V32H239ZM48 34H49V33H48ZM53 34H54V33H53ZM53 34H52V31H51V35H52V36H53ZM99 34H100V33H99ZM199 34H200V33H199ZM40 35H41V34H40ZM54 35H55V34H54ZM237 35H238V33H237ZM239 35H240V34H239ZM261 35H262V34H261ZM17 36H18V35H17ZM44 36H45V35H44ZM55 36H57V35H55ZM91 36H92V35H91ZM121 36H122V35H121ZM200 36H201V34H200ZM53 37H54V36H53ZM75 37H76V36H75ZM192 37H193V36H192ZM42 38H43V37H42ZM55 38H56V37H55ZM82 38H83V37H82ZM119 38H120V37H119ZM123 38H124V37H123ZM202 38H203V37H202ZM255 38H256V37H255ZM255 38H253V39L255 40ZM258 38H259V37H258ZM51 39H52V38H51ZM61 39H62V38L60 37V40H61ZM93 39H95V38H92V40H93ZM253 39H252V41H253ZM256 39H257V38H256ZM263 39H264V38H263ZM7 40H8V39H7ZM20 40H21V39H20ZM55 40H56V39H55ZM57 40H58V39H57ZM63 40H64V39H63ZM105 40H106V39H105ZM203 40H204V39H203ZM2 41H3V40H2ZM4 41H5V40H4ZM29 41H30V40H29ZM67 41H68V40H67ZM80 41H81V40H80ZM108 41H109V39H108ZM201 41H202V40H201ZM201 41H200V43H201ZM258 41H259V40H258ZM61 42H62V41H61ZM83 42H84V41H83ZM85 42L87 43V41H85ZM7 43H8V42H7ZM22 43H23V42H22ZM65 43H69V42H65ZM75 43H76V42H75ZM2 44H3V43H2ZM62 44H63V43H62ZM70 44H71V43H70ZM70 44H69V45H70ZM78 44H79V43H78ZM226 44H227V43H226ZM228 44H229V43H228ZM232 44H233V43H232ZM240 44H241V43H240ZM51 45H52V44H51ZM66 45H67V44H66ZM69 45H68V46H69ZM83 45H85V43H84ZM92 45H93V44H92ZM110 45H111V44H110ZM241 45H242V44H241ZM245 45H246V44H245ZM262 45H263V44H262ZM23 46H24V45H23ZM63 46H64V44H63ZM74 46H76V45H74ZM77 46H78V45H77ZM87 46H88V45H87ZM132 46H133V45H132ZM212 46H213V45H212ZM212 46H211V47H212ZM233 46H234V45H233ZM236 46H237V45H236ZM14 47H15V45H14ZM24 47H25V46H24ZM53 47H54V46H53ZM70 47H72V45H71ZM82 47H83V46H82ZM88 47H89V46H88ZM120 47H121V46H120ZM133 47H134V46H133ZM211 47H210V48H211ZM244 47H245V46H244ZM79 48H80V47H79ZM91 48H93V47H91ZM192 48H193V47H192ZM236 48H237V47H236ZM241 48H243V47H241ZM0 49H1V48H0ZM2 49H3V47H2ZM12 49H13V48H12ZM15 49H16V48H15ZM19 49H20V48H19ZM52 49H53V48H52ZM65 49H66V48H65ZM77 49H78V47H77ZM80 49H81V48H80ZM113 49H114V48H113ZM118 49H119V48H118ZM244 49H245V48H244ZM20 50H23V49L21 48ZM62 50H64V49H62ZM83 50H84V49H83ZM119 50H120V49H119ZM124 50H125V49H124ZM1 51H2V50H1ZM4 51H5V50H4ZM26 51H27V50H26ZM79 51H80V50H79ZM85 51H86V50H85ZM88 51H90V50H88ZM159 51H160V50H159ZM209 51H210V50H209ZM53 52H56V51H53ZM53 52H52V53H53ZM68 52H69V51H68ZM91 52H92V51H91ZM110 52H111V51H110ZM120 52H121V50H120ZM122 52H123V51H122ZM122 52H121V53H122ZM181 52H182V51H181ZM212 52H213V51H212ZM4 53H5V52H4ZM17 53H18V51H17ZM58 53H60V52L58 51ZM152 53H153V52H152ZM207 53H208V52H207ZM250 53H251V52H250ZM61 54H62V53H61ZM61 54H60V55H61ZM68 54H69V53H68ZM72 54H73V53H72ZM90 54H91V53H90ZM187 54H188V53H187ZM199 54H200V53H199ZM203 54H205V52H204ZM252 54H253V53H252ZM5 55H6V54H5ZM7 55H8V54H7ZM10 55H11V54H10ZM10 55H8V56L10 57ZM22 55H23V52H22ZM69 55H70V54H69ZM77 55H78V54H77ZM108 55H109V54H108ZM115 55H116V54H115ZM115 55H114V56H115ZM118 55H119V54H118ZM124 55H125V53L123 54V56H124ZM147 55H148V53H147ZM160 55H161V54H160ZM205 55H206V54H205ZM205 55H204V57H205ZM221 55H222V54H221ZM16 56H17V57H20V56H18V55H16ZM42 56H43V55H42ZM66 56H67V54H66ZM74 56H75V55H74ZM78 56H80V55H78ZM116 56H117V55H116ZM116 56H115V57H116ZM189 56H190V55H189ZM60 57H61V56H60ZM62 57H63V56H62ZM83 57H84V56H83ZM110 57H111V56H110ZM110 57L108 56V58H110ZM118 57H120V56H118ZM176 57H177V58H176ZM176 57H175V58L178 60V57H179V56L177 55ZM258 57L260 58V56H258ZM49 58H50V57H49ZM69 58H70V57H69ZM76 58H77V56H76ZM76 58H75V59H76ZM88 58H89V57H88ZM96 58H97V57H96ZM106 58H107V57H106ZM120 58H121V57H120ZM180 58H181V57H180ZM183 58H184V57H183ZM183 58H182V60H183ZM189 58H191V57H189ZM199 58H200V57H199ZM16 59H17V58H16ZM21 59H22V58H21ZM62 59H64V58H62ZM66 59H67V57H66ZM78 59H79V58H78ZM78 59H77V60H78ZM86 59H87V58H86ZM110 59H111V58H110ZM114 59H116V58H114ZM127 59H128V58H127ZM171 59H172V58H171ZM185 59H187V58H185ZM200 59H201V58H200ZM263 59H264V58H263ZM1 60H2V59H1ZM73 60H74V59H73ZM77 60H76V61H77ZM82 60H83V59H82ZM120 60H121V59H120ZM34 61H35V60H34ZM34 61H33V63H34ZM70 61H71V59H70ZM74 61H75V60H74ZM74 61H73V62H74ZM114 61H115V60H114ZM117 61H119V59H118ZM128 61H129V62L131 61V63H133V61H132L131 59L128 60ZM148 61H149V60H148ZM152 61H153V60H151L150 62H152ZM180 61H181V60H180ZM199 61H200V60H199ZM235 61H236V60H235ZM235 61H233V62H235ZM39 62H40V61H39ZM68 62H69V61H68ZM79 62H82V61L79 60ZM86 62H87V61H86ZM88 62H89V61H88ZM95 62H96V61H95ZM174 62H176V61H174ZM177 62H178V61H177ZM195 62H196V61H195ZM233 62H232V63L230 62V64H233ZM25 63H26V62H25ZM35 63H36V62H35ZM42 63H43V61H42ZM45 63H46V62H45ZM114 63H115V62H114ZM119 63H120V62H119ZM172 63H173V62H172ZM216 63H217V62H216ZM5 64H6V63H5ZM28 64H29V63H28ZM37 64H39V63H37ZM40 64H41V63H40ZM47 64H48V63H47ZM51 64H52V63H51ZM53 64H54V63H53ZM63 64H64V63H63ZM74 64H75V62H74ZM74 64H73V65H74ZM76 64H79V63H76ZM82 64H83V63H82ZM106 64L109 65L108 63H106ZM106 64H105V65H106ZM117 64H118V63H117ZM117 64H116V67H117ZM139 64H140V63H139ZM139 64H137V65L139 66ZM154 64H155V63H154ZM173 64H175V63H173ZM179 64H180V63H179ZM185 64H186V63H185ZM197 64H199V63L197 62ZM202 64H204V63H202ZM202 64H201V65H202ZM226 64H227V62H226ZM234 64H236V63H234ZM30 65H32V64H30ZM33 65H34V64H33ZM42 65H43V64H42ZM48 65H49V64H48ZM54 65H55V64H54ZM73 65H72V66H73ZM88 65H89V64H88ZM88 65H87V66H88ZM107 65H106V66H107ZM119 65H121V67H122L123 62H122V64H119ZM157 65H158V64H157ZM171 65H172V64H171ZM175 65H176V64H175ZM180 65L182 66V63H181ZM183 65H184V64H183ZM194 65H195V63H194ZM224 65H225V64H224ZM240 65H241V64H240ZM3 66H5V65H3ZM10 66H11V65H10ZM10 66H9V67H10ZM23 66H24V65H23ZM38 66H39V65H38ZM40 66H41V65H40ZM51 66H52V65H51ZM60 66H61V65H60ZM67 66H68V65H67ZM76 66H78V65H76ZM84 66H85V64H84ZM87 66H86V67H87ZM130 66H131V64H130ZM138 66L136 67V64H134L133 68L135 67V69H136V68H138ZM188 66H189V65H188ZM188 66H187V64L184 65V66H183V67H184L183 70H189L188 72H191L190 70H192V69H190ZM202 66H203V65H202ZM202 66H201V67H202ZM241 66H242V65H241ZM246 66H247V65H246ZM0 67H1V66H0ZM6 67H7V66H6ZM19 67H20V66H19ZM19 67H18V68H19ZM30 67H31V66H30ZM32 67H33V66H32ZM36 67H37V66H36ZM46 67H47V66H46ZM46 67H45V68H46ZM52 67H53V66H52ZM55 67H56V66H55ZM64 67H65V65H64ZM74 67H75V66H74ZM92 67H93V66H92ZM104 67H105V66H104ZM107 67H108V66H107ZM179 67H180V66H179ZM190 67H191V66H190ZM195 67H196V66H194V68H195ZM203 67H205V66H203ZM216 67H217V66H216ZM230 67H231V66H230ZM235 67H236V66H235ZM247 67H248V66H247ZM247 67H245V68H247ZM257 67H258V66H257ZM4 68H5V67H4ZM7 68H8V67H7ZM21 68H22V67H21ZM26 68H27V65H26ZM34 68H35V67H34ZM34 68H33V69H34ZM39 68H40V67H39ZM45 68H43V70H44ZM48 68H50V67H48ZM67 68H69V67H67ZM71 68H72V67H71ZM79 68H80V67H78V70H77V71H79ZM94 68H95V65H94ZM111 68H112V67H111ZM175 68H176V66H175ZM194 68H193V69H194ZM218 68H219V67H218ZM221 68H222V67H221ZM223 68H224V67H223ZM236 68H238V71H239V66L236 67ZM243 68H244V67H243ZM243 68H242V69H243ZM0 69H1V68H0ZM35 69H36V68H35ZM58 69H59V67H58ZM75 69H76V68H75ZM95 69H96V68H95ZM107 69H108V68H107ZM130 69H131V68H130ZM135 69H134V71H135ZM166 69H168V68H166ZM169 69L171 70L172 68H169ZM200 69H201V68H200ZM200 69H199V70H200ZM203 69H204V68H203ZM240 69H241V68H240ZM1 70H3V69H1ZM19 70H20V69H19ZM19 70H18V71H19ZM28 70H29V68H28ZM31 70H32V69H31ZM46 70H48V69H46ZM62 70H63V69H62ZM69 70H70V68H69ZM69 70H68V71H69ZM73 70H74V68H73ZM81 70H83V69H81ZM87 70H88V68H87ZM97 70H98V69H97ZM124 70H125V69H124ZM138 70H139V71H140V70H148V68L139 67ZM163 70H165V69H163ZM163 70H162V71H163ZM178 70H180V69H178ZM178 70H176L177 73H178ZM195 70H196V69H195ZM227 70H228V69H227ZM229 70H230V69H229ZM233 70H234V69H233ZM249 70H250V69H249ZM249 70H247V71H249ZM16 71H17V68H16ZM25 71L27 72V70H25ZM29 71H30V70H29ZM33 71H35V70H32V72H33ZM38 71H39V69H38ZM38 71H37V72H38ZM41 71H42V70H41ZM55 71H56V70H55ZM55 71H54L53 69H51L50 73H48V74H50V76H49L48 79L51 81V83L59 82V83L61 84V82L67 80V78H66V79H65V77L63 78V76H62L63 74L60 76L59 74H57L58 72L56 73ZM59 71H60V70H59ZM63 71H64V70H63ZM65 71H66V70H65ZM74 71H75V70H74ZM105 71H106V70H105ZM119 71H120V70H119ZM139 71H138V72H139ZM242 71L245 72L244 70H242ZM3 72H4V71H3ZM21 72H22V71H21ZM39 72H40V71H39ZM89 72L91 73V71H89ZM92 72H93V70H92ZM169 72H170V71H169ZM172 72H173V71H172ZM185 72H186V71H184V73H185ZM188 72H187V73H188ZM229 72H230V71H229ZM232 72H233V71H232ZM243 72H242V75L240 74V71H239L238 74H240L241 76L246 75V74L243 75ZM249 72H250V71H249ZM4 73H6V71H5ZM11 73H12V72H11ZM17 73H19V72H17ZM27 73H28V72H27ZM33 73H34V72H33ZM33 73H32V76H33ZM42 73H43V72H42ZM64 73H65V72H64ZM68 73H69V72H68ZM70 73H71V72H70ZM70 73H69V74H70ZM77 73H78V72H77ZM77 73H75V75H76ZM85 73H87V74H86L85 81H87L88 84H89L93 89H95V90H99V91H102V92L104 91V92L117 93V94L122 95V98L125 97V98H127V99H134V100H135V99H138V97H139L137 91L135 90V88H134L133 85H132L133 83L130 82L129 80H125V77H124V80H125V81L122 79V80H123V81L121 80L122 82L119 81L118 79L116 80V79H113V78H111V77H110V78L107 77L108 79H106V80H100L99 78H98V79H94L93 75H91V74H89L88 72H85V71H84V73L82 72V73L77 74V78H78L77 81H79V85H80V80H81V79H84L85 76H84V77H82V76H83ZM93 73H95V72H93ZM102 73H103V72H102ZM160 73H161V72H160ZM162 73H163V72H162ZM162 73H161V74H162ZM165 73L167 74V72H165ZM174 73H175V72H174ZM187 73H186V74H187ZM192 73H194V72H192ZM201 73H202V72H201ZM224 73H225V72H224ZM235 73H236V72H235ZM246 73H247V72H246ZM2 74H3V73H2ZM14 74H16V72L13 73V76H15ZM20 74H21V73H20ZM24 74H25V73H24ZM30 74H31V73H30ZM39 74H41V73H39ZM104 74H105V73H104ZM137 74H138V76H137V78H138L137 82L139 81V83H140L141 85L146 86V87H149L152 91H154V92H156V93H163L164 95L166 94V95H170V96L177 97V98L180 99L181 101L185 99V97H184V95H183V92H182V91H177V90H176V88H175L176 85L174 86L171 82H170L171 84H168V85H167V84H166V85H162V82H163V78H162V77H159V78L157 77L158 79H155V80L153 81V79L151 78V76H152L151 74H150V77L148 76V73L145 74L143 71H140V72L137 73ZM169 74H170V73H169ZM178 74H179V73H178ZM238 74H237V76H238ZM247 74H248V73H247ZM251 74H252V73H251ZM5 75H6V74H5ZM11 75H12V74H11ZM11 75H10V76H11ZM18 75H19V74H18ZM22 75H23V74H22ZM27 75H28V74H27ZM44 75H45V73L43 74V76H44ZM67 75H68V74H67ZM67 75L65 74L64 76H67ZM70 75H71V74H70ZM95 75H97V73H96ZM101 75H102V74H101ZM134 75H135V74H134ZM167 75H168V74H167ZM175 75H176V74H175ZM182 75H183V74H182ZM232 75H233V73H232ZM2 76H4V75H2ZM43 76H42V77H43ZM45 76H46V75H45ZM99 76H100V75H99ZM104 76H105V75H104ZM104 76H102V77H104ZM135 76H136V75H135ZM173 76H174V75H173ZM179 76H181V75L179 74ZM189 76H190V75H189ZM192 76H193V74H192ZM225 76H226V75H225ZM233 76H234V75H233ZM0 77H1V76H0ZM5 77H6V76H4V78H5ZM7 77H8V75H7ZM7 77H6V78H7ZM15 77H17V76H15ZM15 77H14V78H15ZM21 77H22V79H23V76H20V78H21ZM29 77H31V76H29ZM33 77H34V76H33ZM33 77L30 78V79H33ZM38 77H41V75H39ZM68 77H69V76H68ZM114 77H115V76H114ZM118 77H121V76H118ZM152 77H154V76H152ZM163 77H164V79H166L165 76H163ZM170 77H171V76H170ZM248 77H249V75H248L246 78H248ZM9 78H10V77H9ZM25 78H26V77H25ZM34 78H35V77H34ZM36 78H37V76H36ZM36 78H35V79H36ZM75 78H76V77H75ZM95 78H96V77H95ZM105 78H106V77H105ZM126 78H127V77H126ZM192 78H193V77H192ZM196 78H197V77H196ZM202 78H203V77H202ZM207 78H208V77H207ZM235 78H236V77H235ZM37 79H38V78H37ZM41 79H42V78H41ZM41 79H40V80H41ZM48 79H46V80H48ZM64 79H65V80H64ZM168 79H170L169 76H168ZM174 79H175V78H174ZM174 79H173V80H174ZM253 79H254V78H253ZM1 80H2V79H1ZM6 80L9 81V79H6ZM15 80L18 81L16 78H15ZM24 80H25V79H24ZM26 80H27V79H26ZM33 80H34V79H33ZM40 80H39V81H40ZM42 80H43V79H42ZM49 80H48V82H50ZM135 80H136V79H135ZM171 80H172V79H171ZM190 80H192V79L190 78ZM200 80H201V79H200ZM203 80H204V79H203ZM206 80H207V79H206ZM236 80H237V79H236ZM236 80H235V81H236ZM243 80H244V79H243ZM248 80H250V77H249ZM2 81H3V80H2ZM19 81H20V80H19ZM70 81H71V80H70ZM166 81H167V80H166ZM179 81H180V80H179ZM198 81H199V80H198ZM235 81H234V82H235ZM244 81L247 82V80H244ZM3 82H4V81H3ZM11 82H12V81H11ZM14 82H15V81H14ZM26 82L29 83V80L25 81L24 83H26ZM41 82H42V81H41ZM71 82H72V81H71ZM180 82H182V81H180ZM180 82H179V83H180ZM183 82H184V79H183ZM204 82H205V81H204ZM234 82H233V83H234ZM236 82H237V81H236ZM240 82H241V81H240ZM242 82H243V81H242ZM246 82H245V83H246ZM249 82H250V81H249ZM249 82H247L246 84H249V86H250L251 83H249ZM252 82H253V81H252ZM258 82H259V81H258ZM7 83H8V82H7ZM15 83H16V82H15ZM19 83L21 84V82H19ZM30 83H31V82H30ZM39 83H40V82H39ZM43 83H44V82H43ZM63 83H65V82H63ZM69 83H70V82H69ZM173 83H174V82H173ZM206 83H207V81H206ZM206 83H205V84H206ZM4 84H5V83H4ZM11 84H12V83H10L9 85H11ZM17 84H18V83H17ZM45 84H46V83H45ZM174 84H175V83H174ZM184 84H185V82H184ZM192 84H193V83H192ZM198 84H199V82H198ZM200 84H201V82H200ZM234 84H235V83H234ZM243 84H244V83H243ZM243 84H241V85H243ZM262 84H263V83H262ZM2 85H3V84H2ZM13 85H14V84H13ZM15 85H16V84H15ZM27 85H29V84H27ZM58 85H59V84H58ZM77 85H78V84H77ZM82 85H83V84H82ZM89 85H87V86H89ZM201 85H202V84H201ZM229 85H230V84H229ZM237 85H238V83H237ZM244 85H245V84H244ZM3 86H4V85H3ZM21 86H22V84H21ZM23 86H24V85H23ZM23 86H22V88H24ZM31 86H32V85H31ZM39 86H41V83H40ZM47 86H48V83H47ZM50 86H51V84H50ZM55 86H56V85H55ZM60 86H62V85H60ZM67 86H68V84H67ZM83 86H84V85H83ZM85 86H86V85H85ZM87 86H86V87H87ZM138 86H139V85H138ZM213 86H214V85H213ZM253 86H254V84H253ZM27 87H28V86H27ZM27 87H25V88H27ZM45 87H46V86H45ZM52 87H53V86H52ZM57 87H58V86H57ZM63 87H64V86H63ZM77 87H78V86H77ZM177 87H178V86H177ZM184 87L186 88L188 94L190 95V98H192L193 101H196L195 94H194V91H193V89H192L193 86L191 87L190 85L185 84ZM201 87H202V86H201ZM225 87H226V86H225ZM225 87H224V88H225ZM237 87H240V85H238ZM243 87H244V86H243ZM245 87H246V86H245ZM13 88H14V87H13ZM15 88H16V87H15ZM28 88H29V87H28ZM33 88H35V87H33ZM33 88H32V90H33ZM40 88H41V87H40ZM49 88H51V87H49ZM49 88H47V89H49ZM53 88H54V87H53ZM61 88H62V87H61ZM64 88H65V87H64ZM70 88H71V87H70ZM83 88H85V87H83ZM83 88H82V89H83ZM89 88H90V87H89ZM92 88H91V89H92ZM202 88H205V85H204ZM235 88H236V87H235ZM256 88H257V87H256ZM2 89H3V88H2ZM7 89H10V88H7ZM17 89H18V88H17ZM19 89H20V87H19ZM19 89H18V92H21V91H19ZM62 89H63V88H62ZM79 89H81V88H79ZM91 89L89 90V92H91ZM144 89H145V88H144ZM199 89H200V88H199ZM208 89H209V88H206V90H208ZM24 90H25V89H24ZM32 90H31V91H32ZM58 90H59V89H58ZM68 90H69V87H68ZM71 90H72V89H71ZM74 90H75V89H74ZM74 90H73V91H74ZM76 90H77V89H76ZM186 90H185V91H186ZM215 90H216V89H215ZM220 90H221V89H220ZM233 90H234V89H233ZM238 90H239V88H238ZM243 90H244V89H243ZM14 91H15V90H14ZM48 91H49V90H48ZM53 91H54V90H53ZM61 91H62V90H61ZM69 91H70V90H69ZM78 91H79V90H78ZM93 91H94V90H92V92H93ZM201 91H203V89H202ZM241 91H242V90H241ZM244 91H245V90H244ZM244 91H243V93H245ZM27 92H28V90H27V91L25 90L24 93H27ZM86 92H87V89H86ZM92 92H91V93H92ZM97 92H98V91H97ZM138 92H139V91H138ZM208 92H209V91H208ZM210 92H211V91H210ZM220 92H221V91H220ZM237 92H238V91H237ZM246 92H247V91H246ZM0 93H2V91H1ZM4 93H7V92H5V90H4ZM15 93H16V92H15ZM15 93H14V94H15ZM24 93H22V94H24ZM28 93H30V92H28ZM31 93H34V92L32 91ZM79 93H80V91H79ZM79 93H78V94H79ZM99 93H100V92H99ZM149 93H150V92H149ZM201 93H202V92H201ZM231 93H232V92H231ZM243 93H242V94H243ZM2 94H3V93H2ZM2 94H1V96H2ZM16 94H17V93H16ZM39 94H40V93H39ZM70 94H71V93H70ZM89 94H90V93H89ZM95 94H96V91H95ZM150 94H151V93H150ZM188 94H187V95H188ZM205 94H206V93H205ZM208 94H209V93H208ZM239 94H241V93H239ZM6 95H7V94H6ZM6 95L4 94V96H6ZM19 95H21V94H19ZM19 95H18V96H19ZM31 95H32V94H31ZM60 95H61V94H60ZM115 95H116V94H114V96H115ZM141 95H142V94H141ZM166 95H165V96H166ZM206 95H207V94H206ZM214 95H215V94H214ZM214 95H213V96H214ZM248 95H250V94H248ZM1 96H0V97H1ZM7 96H8V95H7ZM18 96H16V97H18ZM24 96H25V95H24ZM38 96H39V95H38ZM46 96H47V95H46ZM51 96H52V95H51ZM79 96H80V95H79ZM83 96H84V95H83ZM83 96H82V97H83ZM85 96H87V95H85ZM162 96H163V95H162ZM49 97H50V96H49ZM60 97H61V96H60ZM74 97H75V96H74ZM102 97H103V96H102ZM166 97H167V96H166ZM174 97H173V98H174ZM187 97H189V96H187ZM203 97H204V96H203ZM207 97H208V96H207ZM239 97H240V96H239ZM242 97H244V96H242ZM242 97H240V99H241ZM262 97H263V96H262ZM10 98H11V97H10ZM20 98H22V95L20 96ZM27 98H28V97H27ZM42 98H43V97H42ZM53 98H54V97H53ZM56 98H57V97H56ZM65 98H66V97H65ZM146 98H147V97H146ZM199 98H200V97H199ZM210 98H211V97H209V99H210ZM213 98H215V97H213ZM247 98H248V97H247ZM38 99H39V98H38ZM85 99H86V98H85ZM111 99H112V97H111ZM127 99H126V100H127ZM174 99H176V98H174ZM205 99H206V98H205ZM215 99H216V98H215ZM222 99H223V98H222ZM263 99H264V97H263ZM0 100H1V99H0ZM5 100H6V99H5ZM18 100H20V99H18ZM60 100H61V99H60ZM63 100H64V99H63ZM90 100H91V99H90ZM192 100H191V102H192ZM218 100H219V99H218ZM223 100H224V99H223ZM227 100H228V99H226V101H227ZM251 100H252V99H251ZM7 101L9 102V100H7ZM205 101H206V100H205ZM207 101H209L208 98H207ZM226 101H225V103H226ZM241 101H242V100H241ZM243 101H244V100H243ZM88 102H89V101H88ZM124 102H125V101H124ZM199 102H200V101H199ZM199 102H198V103H199ZM203 102H204V101H203ZM209 102H210V101H209ZM220 102L222 103L221 100H220ZM223 102H224V101H223ZM245 102H246V101H245ZM1 103H2V101H1ZM6 103H7V102H6ZM164 103H166V102H164ZM205 103H206V102H205ZM207 103H208V102H207ZM207 103H206V104H207ZM216 103H217V102H216ZM225 103H224V104H225ZM230 103H232V106H233V102H230ZM238 103H239V102H237V105H239ZM12 104H13V103H12ZM41 104H42V103H41ZM43 104H44V103H43ZM153 104H154V103H153ZM190 104H191V103H190ZM214 104H215V103H214ZM219 104H220V103H219ZM219 104H218V105H219ZM227 104H228V103H227ZM243 104H244V102H243ZM243 104L241 103L239 106H241V105H243ZM245 104H246V103H245ZM251 104H252V103H251ZM37 105H38V104H37ZM39 105H40V104H39ZM39 105H38V106H39ZM44 105H45V104H44ZM46 105H47V104H46ZM46 105H45L44 107H47V106H48V105H47V106H46ZM51 105H52V104H51ZM53 105H54V104H53ZM95 105H96V104H95ZM99 105H102V104H99ZM121 105H122V104H121ZM150 105H152V104H150ZM222 105H223V104H221L220 106H222ZM246 105H247V104H246ZM248 105H249V104H248ZM0 106H1V104H0ZM42 106H43V105H42ZM103 106H104V105H103ZM105 106H107V105H105ZM105 106H104V107H105ZM146 106H147V105H146ZM148 106H149V105H148ZM148 106H147V107H148ZM164 106L166 107V105H164ZM187 106H188V105H187ZM208 106H209V105H208ZM223 106H224V105H223ZM250 106H251V105H249L248 107H250ZM5 107H6V106H5ZM11 107H12V106H11ZM44 107L42 108V109H43L42 111L46 110V111H44V112H45V114H48V113H47V110H49V109H44ZM48 107H51V106H48ZM48 107H47V108H48ZM90 107H92V106H90ZM94 107H95V106H93V108H94ZM101 107H102V106H101ZM104 107H102V108H104ZM149 107H150V106H149ZM149 107H148L147 109H149ZM152 107H153V106H152ZM169 107H170V106H169ZM171 107H172V106H171ZM171 107H170V108H171ZM40 108H41V105H40ZM52 108H54V107H52ZM86 108H87V107H86ZM98 108H100V106H99ZM102 108H101V110H102V112H103V109H102ZM107 108H108V107H107ZM110 108H111V107H110ZM141 108H144V105L141 106ZM153 108H154V107H153ZM155 108H156V107H155ZM159 108H160V107H159ZM174 108H175V107H174ZM195 108H196V107H195ZM208 108H209V107H208ZM246 108H247V107H246ZM246 108H245V109H246ZM1 109H2V108H1ZM1 109H0V110H1ZM37 109H38V108H37ZM87 109H88V108H87ZM112 109H113V108H112ZM115 109H116V108H114V110H115ZM132 109H133V108H132ZM132 109H131L129 112L133 111ZM139 109H140V108H139ZM147 109H146V110H147ZM160 109H161V108H160ZM167 109H168V107H167ZM220 109H221V108H220ZM223 109H224V108H223ZM228 109H229V108H228ZM234 109H236V108H234ZM245 109H244V110H245ZM50 110H51V109H50ZM85 110H86V109H85ZM85 110H84V112H85ZM94 110H96V109H94ZM105 110H106V109H105ZM108 110H109V109H108ZM123 110H124V111H123ZM123 110H122V111L125 112V109H123ZM128 110H129V109H128ZM128 110H126V111H128ZM168 110H171V109H168ZM172 110H173V108H172ZM230 110H232V109H230ZM237 110H238V109H237ZM241 110L244 112V110H243L242 108H241ZM248 110H249V109H248ZM253 110H254V108H252V110H250V113H251ZM28 111H29V109L26 110L27 114H28ZM39 111H40V109H38V112H39ZM82 111H83V110H82ZM88 111H89V110H88ZM97 111H98V110H97ZM99 111H100V110H99ZM106 111H107V110H106ZM110 111H111V109H110ZM116 111H118V108L116 109ZM147 111H149V110H147ZM152 111H154V110H152ZM158 111H159V110H158ZM162 111H163V108H162ZM187 111H188V110H187ZM22 112H23V111H22ZM36 112H37V111H36ZM36 112H35V113H36ZM44 112H43V114H44ZM49 112H50V111H49ZM71 112H73V110H72ZM89 112H90V111H89ZM102 112H101V114H102ZM104 112H105V111H104ZM111 112H112V111H111ZM111 112H110V114H111ZM119 112H120V111H119ZM133 112H134V111H133ZM149 112H150V111H149ZM168 112H170V111H168ZM173 112H174V111H173ZM41 113H42V112H41ZM55 113L57 114L58 112H55ZM55 113H54V114H55ZM90 113H91V112H90ZM92 113H93V112H92ZM94 113H95V112H94ZM98 113H99V112H98ZM106 113H107V112H106ZM121 113H122V112H121ZM131 113H132V112H131ZM162 113H163V112H162ZM177 113H178V112H177ZM183 113H184V112H183ZM245 113H246V110H245ZM260 113H261V112H260ZM19 114H21V113L19 112ZM19 114H18V115H19ZM25 114H26V113H25ZM27 114H26V115H27ZM29 114L32 115L33 113H32V114L29 113ZM52 114H53V112H52ZM82 114H83V116L85 115V113H83V112H82ZM122 114H123L122 116L124 117V116H125V115H124L125 113H122ZM128 114H129V113L127 112V115H128ZM149 114H152V112H150ZM149 114H148L147 116H149ZM154 114H155V113H154ZM186 114H187V113H186ZM189 114H190V113H189ZM254 114H255V112H254ZM23 115H24V113H23ZM33 115H34V114H33ZM58 115H59V114H57L56 117H57ZM76 115H77V114H76ZM86 115H87V114H86ZM86 115H85V116H86ZM103 115H104V114H103ZM105 115H106V114H105ZM105 115H104V117H105ZM119 115H120V113H119ZM145 115H146V111H144V110H139V111H137V112H134V113L132 114V117L125 116V117H124L125 119H124V120L122 119V120H123V125H125V127H127L126 129H128V126H126V125H130V124H131V125H130V126H131V129H130V130H132L133 124L136 125L138 122L142 121V120L144 119ZM157 115H158V114H157ZM157 115H156V116H157ZM162 115H163V114H162ZM165 115L167 116L168 114L166 113ZM171 115H172V113H171ZM173 115L176 116L175 114H173ZM177 115H178V114H177ZM194 115H195V114H194ZM234 115H235V114H234ZM239 115H240V114H239ZM255 115H256V114H255ZM20 116L22 117V115H20ZM35 116H37V115H35ZM40 116H41V115H40ZM40 116H39V117H40ZM48 116H50V114H49ZM48 116H47V117H48ZM59 116H63V115H59ZM73 116H74V115H73ZM80 116H81V115H80ZM91 116H93V115H91ZM91 116H90V120H91ZM97 116L100 117L101 115L97 114ZM113 116H114V115H113ZM116 116H118V115L116 114ZM120 116H121V115H120ZM120 116H119V117H120ZM122 116H121V117H122ZM147 116H146V117H147ZM158 116H159V115H158ZM158 116H157V117H158ZM169 116H170V114H169ZM169 116H168V117H169ZM198 116H199V113H198ZM200 116H201V115H200ZM200 116H199V117H200ZM13 117H15V119H16L17 116H14V115H13ZM39 117H37V118L39 119ZM43 117H44V116H43ZM43 117H42V118H43ZM50 117H51V116H50ZM53 117H54V116L52 115V118H53ZM71 117H72V116H71ZM76 117H77V116H76ZM76 117L74 116L75 119H77ZM81 117H82V116H81ZM81 117H80V118H81ZM86 117H87V116H86ZM88 117H89V116H88ZM95 117H96V115H95ZM95 117H94V118H95ZM102 117H103V116H102ZM102 117H100V118H102ZM108 117H109V116H108ZM121 117H120V119H121ZM159 117H160V116H159ZM163 117H164V116H163ZM163 117H160V119L162 120ZM171 117H173V116H171ZM183 117H186V116H183ZM195 117H196V116H195ZM8 118H9V117H8ZM23 118H24V116H23ZM26 118H29V115H28V117H26ZM37 118H36V119H37ZM66 118H68V116H67ZM92 118H93V117H92ZM100 118H99V119H100ZM112 118H113V117H112ZM114 118H116V117H114ZM180 118H181V116H180ZM188 118H189V117H188ZM188 118H187V119H188ZM193 118H194V116H193ZM201 118H202V117H201ZM211 118H212V117H211ZM221 118H222V117H221ZM239 118H240V117H239ZM10 119H11V118H10ZM10 119H9V120H10ZM17 119H18V118H17ZM43 119H44V118H43ZM49 119H50V118H49ZM57 119H58V117H57ZM61 119H62V117H61ZM71 119H72V118H71ZM87 119H89V118H87ZM87 119L85 120L86 123H87ZM96 119H97V118H96ZM99 119H98V120H99ZM105 119H107V118H105ZM108 119H109V118H108ZM110 119H111V118H110ZM117 119H118V117H117ZM117 119H116V121H117ZM147 119H148V118H147ZM153 119H154V118H153ZM164 119H166V118H164ZM171 119H172V118H170V120H171ZM187 119H185V120H187ZM202 119H203V118H202ZM207 119H208V118H207ZM240 119H241V118H240ZM243 119H244V118H243ZM11 120H12V119H11ZM33 120H34V119H33ZM39 120H40V119H39ZM46 120H47V119H46ZM59 120H60V119H59ZM62 120H63V119H62ZM65 120H66V119H65ZM83 120H84V118H83ZM92 120H93V119H92ZM92 120L90 121L91 123H92ZM98 120H97V121H98ZM161 120H159V123H160ZM167 120H168V119H166L165 121H167ZM174 120H175V117H174ZM176 120H177V119H176ZM189 120H190V119H189ZM189 120H188V121H189ZM191 120H192V118H191ZM193 120H194V119H193ZM196 120H197V119H196ZM200 120H201V119H200ZM200 120H198V121H200ZM217 120H218V119H217ZM220 120H221V119H220ZM226 120H227V119H226ZM27 121H28V120H27ZM31 121H32V120H31ZM48 121H49V120H48ZM75 121L78 122V120H75ZM105 121H106V120H105ZM107 121H108V120H107ZM119 121H120V120H119ZM162 121H163V120H162ZM168 121H169V120H168ZM168 121H167V122H168ZM179 121H180V120H179ZM204 121H205V120H204ZM211 121H212V120H211ZM223 121H224V120H223ZM4 122H5V121H4ZM16 122H17V120H16ZM18 122H20V121L18 120ZM49 122L51 123L52 121H49ZM64 122H65V121H64ZM81 122H83V121H81ZM88 122H89V121H88ZM93 122H94V121H93ZM103 122H104V121H103ZM103 122H102V123H103ZM156 122H158V121H156ZM156 122H155V123H156ZM183 122H184V121H183ZM190 122H191V121H190ZM209 122H210V121H209ZM212 122H213V121H212ZM215 122H216V121H215ZM225 122H226V121H225ZM21 123L24 124L23 121H22ZM34 123H35V121H34ZM50 123H49V124H50ZM56 123H57V122H56ZM56 123H55V124H56ZM69 123H70V121H69ZM69 123H67V124H69ZM79 123H80V121H79ZM79 123H78V124H79ZM86 123L84 122V124H86ZM94 123H96V122H94ZM98 123L101 124L99 121H98ZM151 123H152V122H151ZM163 123H165V122H163ZM169 123H170V121H169ZM169 123H168V125H169ZM188 123H189V122H187V124H188ZM193 123H195V122L193 121ZM196 123H197V122H196ZM198 123H199V122H198ZM216 123H218V122H216ZM226 123H227V122H226ZM226 123H225V124H226ZM16 124H17V123H16ZM47 124H48V123H47ZM53 124H54V123H53ZM58 124H59V122H58ZM70 124H71V123H70ZM72 124H76V123H75V122H72ZM78 124H77V125H78ZM88 124H89V123H88ZM103 124H104V123H103ZM103 124H102V125H103ZM110 124L113 125L115 128L118 127V126L116 125V122L114 121V119H111ZM138 124H139V123H138ZM178 124H180V123H178ZM178 124H177V125H178ZM200 124H201V123H200ZM210 124H211V123H210ZM212 124H213V123H212ZM219 124H220V123H219ZM221 124H222V122H221ZM228 124H229V123H228ZM231 124H232V123H231ZM233 124H234V123H233ZM6 125H8V124H6ZM17 125H18V124H17ZM24 125H25V124H24ZM24 125H23V126H24ZM27 125L30 126V123L27 124ZM27 125H26V126H27ZM79 125H80V124H79ZM94 125H95V124H94ZM104 125H105V124H104ZM106 125H107V124H106ZM118 125H119V124H118ZM123 125H122V126H123ZM141 125H142V124H141ZM146 125H148V124H146ZM164 125H166V124H164ZM170 125H171V124H170ZM189 125H190V124H189ZM195 125H196V124H195ZM195 125H194V126H195ZM235 125H236V124H235ZM4 126H5V125H4ZM32 126H33V125H32ZM32 126H30V127H32ZM57 126H58V125H57ZM57 126H56V127H57ZM59 126H60V125H59ZM63 126H64V123H63ZM63 126H62V127H63ZM65 126H66V125H65ZM69 126H70V125H68V127H69ZM86 126H87V125H86ZM90 126H91V125H90ZM107 126H108V125H107ZM120 126H121V125H120ZM130 126H129V127H130ZM144 126H145V125H144ZM149 126H150V125H149ZM149 126H148V128H149ZM153 126H154V125H153ZM153 126L150 127V128L152 129ZM171 126H173V125H171ZM174 126H175V125H174ZM174 126H173V127H174ZM192 126H193V125H192ZM221 126H222V125H220V127H221ZM229 126H230V124H229ZM238 126H239V125H238ZM238 126H237V127H238ZM0 127H1V126H0ZM9 127H10V125H9ZM17 127H18V126H17ZM17 127H16V128H17ZM37 127H38V126H37ZM49 127H50V126H49ZM60 127H61V126H60ZM77 127H78V126H77ZM91 127H92V126H91ZM91 127H90V128H91ZM98 127H99V126H97V128H98ZM100 127H101V126H100ZM102 127H103V126H102ZM108 127H109V126H108ZM135 127H136V126H134L133 128H135ZM146 127H147V126H146ZM167 127H168V126H167ZM178 127H179V126H178ZM190 127H191V126H190ZM200 127H201V126H199V128H200ZM202 127H203V126H202ZM204 127H205V125H204ZM215 127H217V126H215ZM225 127H227V124H226ZM230 127H231V126H230ZM239 127H240V126H239ZM20 128H21V127H20ZM20 128L18 129L19 131H20ZM63 128H65V127H63ZM79 128H80V127H79ZM85 128H86V127H85ZM85 128H84V129H85ZM90 128H88L87 130H89ZM105 128H106V127H105ZM111 128H112V126H111ZM121 128H122V127H121ZM136 128H137V127H136ZM143 128H144V127H143ZM155 128H156V126H155ZM155 128H154V129H155ZM191 128H192V127H191ZM194 128H196V126L193 127V130H194ZM208 128H209V127H208ZM232 128H233V127H232ZM234 128L236 129V127H234ZM241 128H242V127H241ZM6 129H7V128H6ZM28 129H29V128H28ZM35 129H36V128H35ZM42 129H43V128H42ZM55 129H56V128H55ZM58 129L60 130V128H58ZM72 129H73V128H72ZM92 129H93V128H92ZM92 129H91V130H92ZM113 129H114V128H113ZM123 129H124V128H122V130H123ZM145 129H146V128H145ZM168 129H169V128H168ZM197 129H198V128H197ZM201 129H202V128H201ZM203 129H204V128H203ZM206 129H207V128H206ZM206 129H205V130H206ZM209 129H210V128H209ZM229 129H230V128H229ZM250 129H251V128H250ZM7 130H8V129H7ZM10 130H11V129H10ZM10 130H9V131H10ZM25 130H26V129H25ZM43 130H44V132L46 131L45 129H43ZM66 130H67V129H66ZM74 130H75V129H74ZM78 130H80V129H78ZM78 130H76V131H78ZM91 130H89V131H91ZM93 130H95V128H94ZM96 130H97V129H96ZM109 130H111V129L109 128ZM109 130H108V133H109ZM116 130H118V129H116ZM119 130H120V129H119ZM122 130H121V131H122ZM130 130H129V131H130ZM146 130H147V129H146ZM149 130H150V129H149ZM149 130H148V131H149ZM152 130H153V129H152ZM241 130H242V129H241ZM253 130H254V129H253ZM256 130H258V129H256ZM11 131H12V130H11ZM13 131H15V130H13ZM13 131H12V132H13ZM22 131H23V130H22ZM29 131H30V130H29ZM33 131H34V130H32V132H33ZM64 131H65V130H64ZM82 131H85V130H82ZM125 131H126V130H125ZM129 131H128V132H129ZM177 131H178V130H177ZM194 131H195V130H194ZM194 131H193V132H194ZM231 131H232V130H231ZM234 131H235V130H234ZM250 131H251V130H250ZM1 132H2V131H1ZM12 132H11V133H12ZM61 132H62V131H61ZM68 132H69V131H68ZM93 132H95V131H93ZM93 132H90V133L93 134ZM106 132H107V131H106ZM110 132H111V131H110ZM119 132H120V131H119ZM119 132H118V133H119ZM122 132L125 133L124 131H122ZM149 132H150V131H149ZM165 132H166V131H165ZM178 132H179V131H178ZM183 132H184V131H183ZM239 132H240V131H239ZM239 132H238V133H239ZM252 132H254V131H252ZM6 133H7V132H6ZM15 133H16V132H15ZM15 133H14V134H15ZM54 133H55V132H54ZM69 133H71V131H70ZM69 133H68V134H69ZM78 133H79V132H78ZM87 133H88V132H87ZM100 133H101V132H100ZM123 133H122V134H123ZM140 133H141V132H140ZM142 133H143V132H142ZM150 133H151V132H150ZM152 133H153V132H152ZM174 133H176V132H174ZM216 133H217V132H216ZM232 133H233V132H232ZM236 133H237V132H236ZM243 133H244V132H243ZM19 134H20V133H19ZM37 134H38V133H37ZM44 134H45V133H44ZM49 134H50V133H49ZM52 134H53V133H52ZM56 134H58V133H56ZM60 134H61V133H60ZM64 134H66V133L63 132V135H64ZM81 134H83V133L81 132ZM92 134H91V135H92ZM94 134H95V133H94ZM101 134H102V133H101ZM109 134H110V133H109ZM136 134H137V133H136ZM172 134H173V133H172ZM230 134H231V133H230ZM239 134H240V133H239ZM72 135H74V134H72ZM79 135H80V134H79ZM87 135H88V134H86V136H87ZM110 135H112V134H110ZM119 135H120V134H119ZM138 135H140V134L138 133ZM143 135H144V134H142V136H143ZM152 135H154V134H152ZM163 135H164V134H163ZM196 135H197V134H196ZM242 135H243V134H242ZM242 135H241V136H242ZM260 135H261V134H260ZM262 135H264V133H262ZM4 136H5V135H4ZM4 136H3V137H4ZM18 136H19V135H18ZM49 136H50V135H49ZM58 136H59V135H58ZM70 136H71V135H70ZM86 136H85V137H86ZM117 136H118V135H117ZM121 136H122V135H121ZM125 136H126V135H124V138H125ZM148 136H150V135H148ZM166 136H168V135H165V137H166ZM169 136H170V135H169ZM175 136H176V135H175ZM15 137H16V136H15ZM15 137H14V138H15ZM22 137H23V136H22ZM46 137H48V134L46 135ZM61 137H63V136H61ZM61 137H59V138H61ZM65 137H67V136H65ZM71 137L73 138V136H71ZM75 137H76V136H75ZM83 137H84V135H83ZM85 137H84L83 139H85ZM100 137H102V136H100ZM105 137H106V136H105ZM112 137H113V139H114L115 136L112 135ZM132 137H133V136H132ZM140 137H141V135H140ZM0 138H1V137H0ZM9 138H12V137H9V136H8V139H9ZM54 138H55V137H54ZM54 138H53V139H54ZM59 138H58V141L60 140ZM69 138H70V137H69ZM72 138H71V140H72ZM88 138H89V137H88ZM88 138H86V139H88ZM90 138H91V137H90ZM93 138H94V137H93ZM103 138H104V137H103ZM119 138H121V137H119ZM122 138H123V136H122ZM126 138H127V136H126ZM142 138H143V137H142ZM142 138H141V139H142ZM144 138H145V137H144ZM147 138H149V137H147ZM170 138H171V137H170ZM23 139H24V137H23ZM55 139H56V138H55ZM55 139H54V140H55ZM75 139H77V137H76ZM78 139H79V138H78ZM80 139H81V138H80ZM80 139H79V140H80ZM97 139H98V138H97ZM116 139H117V138H115V140H116ZM134 139H135V138H134ZM134 139L131 140V141H134ZM139 139H140V138H139ZM162 139H163V138H162ZM174 139H175V138H174ZM196 139H198V138H196ZM21 140H22V139H21ZM24 140H25V139H24ZM37 140H38V138H37ZM56 140H57V139H56ZM61 140H62V139H61ZM65 140H66V139H65ZM88 140H89V139H88ZM88 140H87V141H88ZM102 140H103V139H102ZM105 140H106V139H105ZM109 140H110V139H109ZM109 140H108V141H109ZM120 140H121V139H120ZM120 140H119V141H120ZM175 140H176V139H175ZM175 140H174V141H175ZM183 140H185V139H183ZM235 140H236V139H235ZM244 140H245V139H244ZM248 140H249V139H248ZM3 141H4V140H3ZM34 141H35V140H33V142H34ZM67 141H68V140H67ZM83 141H84V140H83ZM90 141H91V140H90ZM99 141L101 142V140H99ZM103 141H104V140H103ZM128 141H129V140H128ZM128 141H127V142H128ZM152 141H154V140H152ZM4 142H5V141H4ZM9 142H10V141H9ZM12 142H13V141H12ZM30 142H31V141H30ZM33 142H32V143H33ZM37 142L40 144L39 141H37ZM59 142H60V141H59ZM59 142H58V144H59L58 147L60 146V143H59ZM74 142H75V141H74ZM76 142H77V141H76ZM78 142H79V141H78ZM78 142H77V143H78ZM95 142H96V140H95ZM137 142H138V141H137ZM143 142H144V141H143ZM15 143H16V142H15ZM42 143H43V140H42ZM44 143H45V142H44ZM54 143H55V142H54ZM64 143H65V142H64ZM69 143H70V142H67L68 145H69ZM80 143H82V141H81ZM80 143H78V144H80ZM102 143H104V142H102ZM105 143H106V142H105ZM141 143H142V142H141ZM178 143H179V142H178ZM240 143H241V142H240ZM255 143H256V142H255ZM261 143H262V142H261ZM5 144H6V143H5ZM5 144H4V145H5ZM21 144H22V142H21ZM78 144H77V145H78ZM82 144H83V143H82ZM89 144H90V143H89ZM95 144H96V143H95ZM107 144H108V142H107ZM133 144H134V143H133ZM176 144H177V142H176ZM7 145H8V144H7ZM10 145H11V144H10ZM16 145H17V144H16ZM72 145H73V144H72ZM72 145H71V146H72ZM125 145H126V143H125L123 146H125ZM139 145H140V144H139ZM139 145H138V146H139ZM150 145H151V144H150ZM5 146H6V145H5ZM28 146H29V145H28ZM35 146H36V142H35ZM35 146L33 145V149H34V150L38 148V147L36 148ZM38 146H40V145H38ZM94 146H95V145H94ZM140 146H141V145H140ZM140 146H139V147H140ZM173 146H174V145H173ZM210 146H211V145H210ZM216 146H217V145H216ZM1 147H2V146H1ZM3 147H4V146H3ZM7 147H8V146H7ZM31 147H32V145H31ZM31 147H29V148H31ZM34 147H35V148H34ZM45 147H47V146H45ZM52 147H53V146H52ZM60 147H62V146H60ZM60 147H59V148H60ZM66 147H67V146H66ZM72 147H73V146H72ZM72 147H71V149H72ZM84 147H85V146H84ZM92 147H93V146H92ZM135 147H136V146H135ZM14 148H15V147H14ZM20 148H22V147H20ZM47 148H48V147H47ZM63 148H64V152H65V147L63 146ZM63 148H61V150H62ZM79 148H80V147H79ZM126 148H127V147H126ZM218 148H219V147H218ZM2 149H3V148H2ZM15 149H16V148H15ZM15 149H14V151H15ZM40 149H41V148H40ZM42 149H44V148H42ZM45 149H46V148H45ZM45 149H44V151H45ZM56 149H57V147H56ZM75 149H76V148H75ZM77 149H78V148H77ZM81 149H82V148H81ZM104 149H105V148H104ZM131 149H132V147H131ZM137 149H138V148H137ZM0 150H1V149H0ZM9 150H10V149H9ZM9 150H7V152H8ZM12 150H13V148L11 147V151H12ZM18 150H19V149H18ZM29 150H30V149H29ZM31 150H32V149H31ZM31 150H30V151H31ZM38 150H39V149H38ZM38 150H37V151H38ZM49 150H50V149H49ZM49 150L46 149V151H49ZM66 150H67V149H66ZM68 150H69V149H68ZM72 150H73V149H72ZM78 150H79V149H78ZM78 150H77V153H78ZM82 150H83V149H82ZM86 150H87V152H88V150H89V152H90L91 148H90V149H86ZM118 150H119V149H118ZM127 150H128V149H127ZM149 150H150V149H149ZM79 151H80V150H79ZM98 151H99V149H98ZM158 151H159V150H158ZM19 152H20V151H19ZM31 152H32V151H31ZM34 152H36V151H34ZM39 152H40V151H39ZM51 152H52V151H51ZM51 152H50V153H51ZM62 152H63V151H62ZM81 152H82V151H81ZM127 152H128V151H127ZM2 153H5V155H7L6 152H2ZM37 153H38V152H37ZM43 153H44V152H43ZM43 153H42V154H43ZM50 153H49V154H50ZM68 153H69V151H68ZM68 153H67V151H66V154H68ZM70 153H71V152H70ZM74 153H75V152H74ZM83 153H84V152H83ZM121 153H122V152H121ZM161 153H162V151H161ZM202 153H203V152H202ZM9 154H10V153H9ZM19 154L22 155V153H19ZM80 154H81V153H80ZM133 154H134V153H133ZM142 154H143V153H142ZM182 154H183V153H182ZM205 154H206V153H205ZM2 155L4 156V154H2ZM47 155H48V154H46V156H47ZM69 155H70V154H69ZM73 155H74V154H73ZM135 155H136V154H135ZM138 155H139V154H138ZM203 155H204V154H203ZM7 156H9V155H7ZM10 156H11V155H10ZM16 156H17V155H16ZM19 156H20V155H19ZM22 156H23V155H22ZM77 156H78V159H79V155H77ZM105 156H106V155H105ZM119 156H120V155H119ZM141 156H143V155H141ZM49 157H50V156H49ZM54 157H55V156H54ZM109 157H110V156H109ZM162 157H163V156H162ZM214 157H215V156H214ZM11 158H12V157H11ZM14 158H15V157H14ZM22 158H23V157H22ZM28 158H29V157H28ZM44 158H46V157H44ZM59 158H60V157H59ZM75 158H76V157H75ZM160 158H161V157H160ZM215 158H216V157H215ZM26 159H27V158H26ZM67 159H68V158H67ZM87 159H88V158H87ZM87 159H86V160H87ZM119 159H120V158H119ZM140 159H141V158H140ZM143 159H144V158H143ZM23 160H24V159H23ZM53 160H54V159H53ZM53 160H52V161H53ZM75 160H76V159H75ZM156 160H158V159H156ZM19 161H20V160H18V162H19ZM31 161H32V160H31ZM68 161H69V159H68ZM68 161H67V162H68ZM142 161H143V160H142ZM158 161H159V160H158ZM200 161H201V160H200ZM219 161H220V160H219ZM53 162H54V161H53ZM60 162H61V161H60ZM154 162H155V161H154ZM177 162H178V161H177ZM191 162H192V161H191ZM21 163H22V162H21ZM26 163H27V162H26ZM97 163H98V162H97ZM149 163H151V162H149ZM157 163H158V162H157ZM160 163H161V162H160ZM179 163H180V162H179ZM179 163H178V165H179ZM27 164L29 165V163H27ZM123 164H124V163H123ZM155 164H156V163H155ZM175 164H176V163H175ZM181 164H182V163H181ZM196 164H197V163H196ZM24 165H25V164H24ZM30 165H31V164H30ZM81 165H82V164H81ZM102 165H104V164H102ZM102 165H101V166H102ZM153 165H154V164H153ZM184 165H185V164H184ZM5 166H6V165H5ZM10 166H11V165H10ZM32 166L34 167V165H32ZM75 166L77 167L78 165H75ZM95 166H96V165H95ZM105 166H106V165H105ZM121 166H122V165H121ZM121 166H120V168H121ZM164 166H165V165H164ZM195 166H196V165H195ZM202 166H203V165H202ZM212 166H213V165H212ZM221 166H222V165H221ZM221 166H220V167H221ZM12 167H13V166H12ZM28 167H29V166H28ZM33 167H32V168H33ZM66 167H67V165H66ZM80 167H81V166H79V168H80ZM143 167H144V166H143ZM148 167H149V166H148ZM159 167H160V166H159ZM176 167H177V166H176ZM213 167H214V166H213ZM8 168H9V167H8ZM30 168H31V167H30ZM36 168H37V167H36ZM81 168H82V167H81ZM102 168H103V167H102ZM107 168H109V167L107 166ZM120 168H119V169H120ZM122 168H123V166H122ZM122 168H121V169H122ZM144 168H145V167H144ZM165 168H166V167H165ZM203 168H204V167H203ZM217 168H218V167H217ZM46 169H47V168H46ZM75 169H76V168H75ZM103 169H104V168H103ZM242 169H244V167H243ZM251 169H252V168H251ZM251 169H250V170H251ZM29 170H30V169H29ZM34 170H35V169H34ZM78 170H79V169H78ZM105 170H106V169H105ZM107 170H109V169H107ZM145 170H146V169H145ZM152 170H153V169H152ZM152 170H151V171H152ZM225 170H226V169H225ZM225 170H224V171H225ZM254 170H255V168H254ZM39 171H40V170H39ZM79 171H81V170H79ZM82 171H83V170H82ZM112 171H113V170H112ZM112 171H111V172H112ZM115 171H116V170H115ZM192 171H193V170H192ZM203 171H204V170H203ZM13 172H14V170H13ZM15 172H16V171H15ZM18 172H19V171H18ZM58 172H59V171H58ZM74 172H75V171H74ZM124 172H125V171H124ZM152 172H153V171H152ZM155 172H156V171H154V173H155ZM157 172H158V171H157ZM184 172H186V170L183 171V173H184ZM187 172H189V171H187ZM200 172H201V171H200ZM249 172H250V171H249ZM19 173H20V172H19ZM33 173H35V171H34ZM33 173H32V175H34ZM36 173H37V172H36ZM40 173H42V172H40ZM76 173H78V172H76ZM82 173H83V172H82ZM93 173H94V171H93ZM165 173H166V172H165ZM227 173H228V170H227ZM24 174H25V173H24ZM89 174H90V173H89ZM89 174H88V175H89ZM123 174H124V173H123ZM129 174H130V173H129ZM131 174H132V173H131ZM138 174H139V173H138ZM140 174H141V173H140ZM145 174H147V173H145ZM150 174H151V172H150ZM177 174H178V173H177ZM190 174H191V173H190ZM195 174H196V173H195ZM205 174H206V173H205ZM261 174H263V173H261ZM27 175H28V174H27ZM27 175H26V176H27ZM78 175H79V174H78ZM78 175H77V176H78ZM83 175H84V174H82L81 176H83ZM92 175H93V174H92ZM104 175H105V174H104ZM117 175H118V174H117ZM155 175H156V174H155ZM157 175H158V174H157ZM161 175H162V173H161ZM165 175H167V174H165ZM170 175H172V174H170ZM208 175H209V174H208ZM213 175H214V174H213ZM259 175H260V174H259ZM35 176H36V175H35ZM37 176H38V175H37ZM70 176H71V175H70ZM85 176H86V175H85ZM107 176H108V174H107ZM109 176H110V175H109ZM128 176H130V175H128ZM146 176H148V175H146ZM152 176L155 177L154 175H152ZM163 176H164V175H163ZM201 176H202V175H201ZM236 176H237V175H236ZM240 176H241V175H240ZM5 177H6V176H5ZM86 177H87V176H86ZM89 177H90V175H89ZM119 177H120V176H119ZM139 177H140V176H139ZM182 177H185V176H182ZM194 177H195V176H194ZM255 177H256V176H255ZM37 178H38V177H37ZM39 178H40V177H39ZM66 178H67V177H66ZM66 178H65V179H66ZM82 178H84V176H83ZM107 178H108V177H107ZM116 178L119 179L118 176H117ZM120 178H121V177H120ZM129 178H130V177H129ZM141 178H142V177H141ZM146 178H147V177H146ZM150 178H152V177H150ZM165 178H166V177H165ZM177 178H178V177H177ZM177 178H176V179H177ZM198 178H199V177H198ZM215 178H216V177H215ZM217 178H219V177H217ZM235 178H236V177H235ZM241 178H242V177H241ZM34 179H35V178H34ZM62 179H63V178H62ZM75 179H76V178H75ZM75 179H74V182L76 183L77 181H75ZM92 179H93V177H92ZM105 179H106V177H105ZM113 179H114V177H113ZM123 179H124V178H123ZM133 179H134V178H133ZM181 179H182V178H179V180H181ZM212 179H213V178H212ZM224 179H225V178H224ZM231 179H232V176H231ZM248 179H249V178H248ZM0 180H1V179H0ZM26 180H27V179H26ZM28 180H29V178H28ZM54 180H55V179H54ZM69 180H70V179H69ZM84 180H86V178H85ZM94 180H96V178H95ZM109 180H110V179H109ZM109 180H107V182H108ZM115 180H116V179H115ZM140 180H141V179H140ZM142 180H143V179H142ZM148 180H149V179H148ZM148 180H147V181H148ZM150 180H151V179H150ZM161 180H162V179H161ZM165 180H166V179H165ZM179 180H178V181H179ZM204 180H205V179H204ZM252 180H253V179H252ZM263 180H264V179H263ZM55 181H56V180H55ZM60 181H61V180H60ZM66 181H67V179H66ZM66 181H65V182H66ZM90 181H91V180H90ZM127 181H129V179H127ZM131 181H132V180H131ZM134 181H135V180H134ZM137 181H139V180H137ZM143 181H144V180H143ZM153 181H154V180H153ZM159 181H160V180H159ZM187 181H188V179H187ZM227 181H228V180H227ZM257 181H258V180H257ZM81 182H82V180H81ZM88 182H89V181H88ZM99 182H100V181H99ZM114 182H115V181H114ZM116 182H117V180H116ZM120 182H121V181H120ZM139 182H140V181H139ZM181 182H182V181H181ZM206 182H207V181H206ZM208 182H209V181H208ZM208 182H207V183H208ZM233 182L236 183L237 181L235 180V181H233ZM246 182H247V181H246ZM56 183H57V182H56ZM89 183H90V182H89ZM89 183H88V184H89ZM97 183H98V180H97ZM123 183L125 184V182H123ZM123 183H122V184H123ZM131 183H132V182H131ZM170 183H172V182H170ZM177 183H178V182H177ZM183 183H184V182H183ZM185 183H186V182H185ZM240 183H241V182H240ZM0 184H1V183H0ZM47 184H48V183H47ZM76 184H77V185H75V184H73V185H74V186H78V183H76ZM83 184H84V183H83ZM83 184H82V185H83ZM90 184H91V183H90ZM92 184H93V183H92ZM109 184H110V182H108V185H109ZM111 184H112V183H111ZM132 184H133V183H132ZM132 184H131V185H132ZM141 184H142V183H141ZM149 184H150V183H149ZM166 184H167V183H166ZM172 184H173V183H172ZM175 184H176V183H175ZM203 184H204V183H203ZM262 184H263V183H262ZM26 185H28V184H26ZM38 185H40V184H38ZM59 185H60V184H59ZM61 185H62V184H61ZM79 185H80V183H79ZM82 185H81V187H82ZM85 185H86V183H85ZM93 185H94V184H93ZM98 185H99V184H98ZM126 185H127V184H126ZM142 185H143V184H142ZM146 185H148V184H146ZM146 185H145V187H146ZM153 185H154V184H153ZM183 185H184V184H183ZM183 185H182V186H183ZM206 185H207V184H206ZM206 185H205V186H206ZM211 185H212V184H211ZM225 185H226V184H225ZM234 185H235V184H234ZM247 185H248V184H247ZM250 185H252V184H250ZM259 185H260V184H259ZM41 186H42V185H41ZM62 186H63V185H62ZM90 186H92V185H90ZM90 186H89V187H90ZM112 186H113V185H112ZM116 186H117V185H116ZM118 186H119V185H118ZM118 186H117V187H118ZM128 186H129V185H128ZM128 186H127V187H128ZM138 186H139V185H138ZM155 186H156V185H155ZM174 186H175V185H174ZM203 186H204V185H203ZM209 186H210V185H209ZM217 186H218V185H217ZM232 186H233V185H232ZM256 186H257V185H256ZM260 186H261V185H260ZM78 187H79V186H78ZM83 187H84V186H83ZM100 187H102V186H100ZM108 187H109V186H107V188H108ZM123 187H125V186H123ZM123 187H122V188H123ZM132 187H133V186H132ZM135 187H137V186H135ZM145 187H144V188H145ZM149 187H150V186H149ZM149 187H147V188H149ZM165 187L167 188V186H165ZM178 187H179V185H178ZM234 187L236 188V186H234ZM244 187H245V186H244ZM0 188H1V187H0ZM57 188H58V187H57ZM76 188H77V187H76ZM79 188H80V187H79ZM90 188H91V187H90ZM92 188H93V187H92ZM95 188H97L96 185H95ZM110 188H111V186H110ZM133 188H134V187H133ZM140 188H141V186H140ZM142 188H143V187H142ZM151 188H152V187H151ZM174 188H175V187H174ZM174 188H173V189H174ZM194 188H195V186H194ZM215 188H216V187H215ZM218 188H219V187H218ZM16 189H17V188H16ZM32 189H33V188H32ZM73 189H74V187H73ZM85 189H87V188H85ZM129 189H130V188H129ZM129 189H127L128 192H129ZM153 189H154V188H153ZM161 189H162V188H161ZM168 189H169V188H168ZM180 189H181V187H180ZM188 189L190 190L189 187H188ZM256 189H257V188H256ZM54 190H56V189H54ZM76 190H77V189H76ZM92 190H93V189H91V191H92ZM94 190H96V189H94ZM98 190H99V189H98ZM103 190H104V189H103ZM103 190H102V191H103ZM106 190H107V189H106ZM111 190H112V189H111ZM111 190H110V191H111ZM117 190H119V189H117ZM117 190H116V191H117ZM124 190H125V189H124ZM124 190H122V192H123ZM127 190H126V191H127ZM142 190H143V189H142ZM145 190H146V189H145ZM157 190H158V189H157ZM159 190H160V188H159ZM162 190H163V189H162ZM218 190H219V189H218ZM218 190H217V191H218ZM234 190H235V189H234ZM236 190H237V188H236ZM238 190H239V188H238ZM250 190H251V189H250ZM257 190H258V189H257ZM73 191H74V190H73ZM79 191H80V190L78 189V192H79ZM104 191H105V190H104ZM104 191H103V192H104ZM113 191H114V190H113ZM126 191H125V192H126ZM138 191L140 192L141 189L138 190ZM148 191H149V190H148ZM148 191L145 192V193H149ZM170 191H171V190H170ZM173 191H174V190H173ZM177 191H178V190H177ZM182 191H184V189H183ZM214 191H215V190H214ZM253 191H254V190H253ZM31 192H33V191H31ZM62 192H63V191H62ZM75 192H76V191H75ZM103 192H102V193H103ZM108 192H109V191H108ZM108 192H107V193H108ZM118 192H119V191H118ZM125 192L123 193V194H124L123 197H125V196L127 197V195H125ZM130 192H132V191H130ZM136 192H137V190H136ZM143 192H144V191H143ZM158 192H159V191H158ZM163 192H165V191H163ZM175 192H176V191H175ZM205 192H206V191H205ZM256 192H257V191H256ZM27 193H28V192H27ZM43 193H44V192H43ZM46 193H47V191H46ZM76 193H77V192H76ZM82 193H84L83 190H82ZM85 193H86V192H85ZM92 193H94V192L92 191ZM92 193H90V194H92ZM100 193H101V191H100ZM104 193H105V192H104ZM134 193H135V192H134ZM137 193H138V192H137ZM137 193H136V194H137ZM140 193H141V192H140ZM156 193H157V192H156ZM160 193H161V192H160ZM178 193H179V192H178ZM178 193H177V194H178ZM184 193H185V192H184ZM221 193H222V192H221ZM232 193H234V192H232ZM239 193H241V192H239ZM260 193H261V192H260ZM28 194H29V193H28ZM78 194H79V193H78ZM90 194H89V195H90ZM115 194H116V193H115ZM120 194H121V193H120ZM123 194H122V195H123ZM129 194H130V193H129ZM166 194H167V193H166ZM186 194H187V193H186ZM189 194H190V193H189ZM192 194H193V193H192ZM207 194H208V192H207ZM236 194H237V192H236ZM262 194H263V193H262ZM31 195H32V193H31ZM43 195H45V194H43ZM49 195H50V194H49ZM86 195H87V193H86ZM93 195H94V194H93ZM93 195H92V196H93ZM108 195H109V194H108ZM112 195H113V194H112ZM122 195H121V196H122ZM132 195H133V194H132ZM145 195H146V194H145ZM157 195H158V194H157ZM162 195H164V194H161L160 196H162ZM168 195H169V194H168ZM215 195H216V194H215ZM223 195H224V194H223ZM225 195H226V194H225ZM245 195H246V194H245ZM250 195H252L251 192H250ZM32 196H33V195H32ZM32 196H31V197H32ZM47 196H48V195H47ZM81 196H82V195H81ZM110 196H111V195H110ZM130 196H131V195H130ZM136 196H137V195H136ZM148 196H149V195H148ZM206 196H207V195H206ZM209 196H211V195H209ZM232 196H233V195H232ZM29 197H30V196H28V198H29ZM41 197H42V195H41ZM56 197H57V195H56ZM72 197H73V196H72ZM72 197H71V198H72ZM74 197H77V194H76ZM74 197H73V198H74ZM78 197H79V196H78ZM87 197H88V196H87ZM97 197H99V196H97ZM105 197H106V196H105ZM107 197H108V196H107ZM111 197H113V196H111ZM118 197H119V196H118ZM123 197H122V198H123ZM132 197H133V196H132ZM151 197H152V196H151ZM163 197H164V196H163ZM167 197L169 198V196H167ZM167 197H166V198H167ZM223 197H224V196H223ZM223 197H222V198H223ZM248 197H249V195H248ZM44 198H45V197H44ZM89 198H90V197H89ZM95 198H96V197H95ZM100 198H102V197H100ZM109 198H110V197H109ZM120 198H121V197H120ZM128 198H129V197H128ZM142 198H143V197H142ZM148 198H149V197H148ZM153 198H154V196H153ZM171 198H172V197H171ZM183 198L185 199V197H183ZM191 198H192V197H191ZM227 198H228V197H227ZM227 198H226V199H227ZM6 199H9V198H6ZM6 199H5V200H6ZM31 199H34V198H31ZM47 199H48V198H47ZM69 199H70V198H69ZM80 199H81V198H80ZM80 199H79V200H80ZM102 199H103V198H102ZM105 199H106V198H105ZM116 199H117V198H116ZM118 199H119V198H118ZM130 199H132V198H130ZM138 199H139V197H138ZM143 199H144V198H143ZM146 199H147V198H146ZM154 199H155V198H154ZM159 199H160V198H159ZM163 199H164V198H163ZM175 199H176V198H174V200H175ZM192 199H193V198H192ZM197 199H198V198H197ZM201 199H202V198H201ZM218 199H219V198H218ZM220 199H221V198H220ZM256 199H257V198H256ZM3 200H4V199H3ZM27 200H28V199H27ZM48 200H49V199H48ZM74 200H76V199H74ZM74 200H73V201L70 200V201L74 202ZM90 200H92V199H90ZM98 200H100V199H98ZM114 200H115V198H114ZM120 200H122V199H119V201H120ZM124 200H125V199H124ZM126 200L128 201L127 198H126ZM161 200H162V199H161ZM164 200H165V199H164ZM170 200L172 201V199H170ZM180 200H181V199H180ZM243 200H244V199H243ZM254 200H255V199H254ZM254 200H252V201H254ZM70 201H69V202H70ZM76 201H78V200H76ZM80 201H81V200H80ZM100 201H101V200H100ZM132 201H133V200H132ZM140 201H141V200H140ZM151 201H152V200H151ZM158 201H159V200H158ZM200 201H202V200H200ZM214 201H216V199H215ZM252 201H251V202H252ZM260 201H261V200H260ZM12 202H13V201H12ZM19 202H20V201H19ZM29 202H30V201H29ZM31 202H32V200H31ZM90 202H91V201H90ZM92 202H93V201H92ZM108 202H109V199H108ZM108 202H107V203H108ZM110 202H111V201H110ZM110 202H109V203H110ZM129 202H130V201H129ZM135 202H137V201L135 200ZM146 202H147V201H146ZM148 202H149V207H150V201H149V199H148ZM156 202H157V201H156ZM161 202H162V201H161ZM164 202L167 203L166 201H164ZM176 202H177V201H176ZM220 202H221V201H220ZM13 203H15V202H13ZM13 203H12V204H13ZM16 203H18V202H16ZM33 203H34V202H33ZM76 203H77V202H76ZM80 203H82V202H80ZM86 203H87V202H86ZM97 203H98V202H97ZM140 203H141V202H140ZM151 203H152V202H151ZM165 203H164V204H165ZM188 203H189V202H188ZM190 203H192V202H190ZM201 203H202V202H201ZM206 203H207V202H206ZM211 203H212V202H211ZM216 203H217V202H216ZM216 203H215V204H216ZM246 203H247V202H246ZM248 203L250 204V202H248ZM8 204H9V202H8ZM38 204H39V203H38ZM41 204H42V203H41ZM49 204H50V203H48V205H49ZM71 204H73V203H71ZM74 204H75V203H74ZM87 204H88V203H87ZM101 204H102V203H101ZM113 204H114V203H113ZM121 204H122V203H121ZM125 204H126V202H125ZM132 204H133V203H132ZM143 204H144V203H143ZM162 204H163V203H162ZM184 204H185V203H184ZM194 204H195V202H194ZM208 204H209V203H208ZM208 204H207V205H208ZM254 204H255V203H254ZM28 205H29V204H28ZM35 205H36V204H35ZM76 205H79V204H76ZM76 205H75V206H76ZM93 205H94V204H93ZM93 205H92V206H93ZM96 205L98 206L99 204H96ZM122 205H123V204H122ZM147 205H148V204H147ZM154 205H155V203H154ZM168 205H169V204H168ZM171 205H172V204H171ZM182 205H183V204H182ZM209 205H210V204H209ZM209 205H208V206H209ZM247 205H248V204H247ZM16 206H17V205H16ZM32 206H33V205H31V207H32ZM81 206H82V205H81ZM84 206H86V205H84ZM97 206H96V207H97ZM106 206H107V205H106ZM106 206H105V208H106ZM152 206H153V205H152ZM152 206H151V207H152ZM180 206H181V205H180ZM205 206H206V205H205ZM210 206H211V205H210ZM213 206H215V205H213ZM222 206H224V205H222ZM238 206H239V205H238ZM238 206H237V207H238ZM252 206H253V205H252ZM252 206H250V207H252ZM0 207H1V206H0ZM6 207H7V206H6ZM79 207H80V206H78V208H79ZM88 207H89V205L87 206V209H88ZM94 207H95V206H94ZM96 207H95V208H96ZM100 207H101V206H100ZM107 207H108V206H107ZM113 207H115V206H113ZM113 207H112V205H111V208H113ZM119 207H120V205H119ZM119 207H118V208H119ZM124 207H125V206H124ZM128 207H129V206H128ZM141 207H142V206H141ZM192 207H193V206H192ZM198 207H199V205H198ZM201 207H202V206H201ZM211 207H212V206H211ZM220 207H221V206H220ZM233 207H234V205H233ZM239 207H240V206H239ZM243 207H244V206H243ZM245 207H246V205H245ZM260 207H262V206H260ZM8 208H9V207H8ZM39 208H40V207H39ZM41 208H42V207H41ZM41 208H40V209H41ZM49 208H50V207H49ZM59 208H60V207H59ZM59 208H58V210H59ZM72 208H73V206H72ZM78 208H76V209H78ZM91 208H93V207H91ZM121 208H122V207H121ZM125 208H126V207H125ZM129 208H130V207H129ZM132 208H134V207H132ZM135 208H136V207H135ZM144 208H146V207H144ZM152 208H153V207H152ZM213 208H214V207H213ZM224 208H225V207H224ZM32 209H33V208H32ZM35 209H36V208H34L33 210H35ZM47 209H48V208H47ZM54 209H56V208H54ZM54 209H53V210H54ZM60 209H61V208H60ZM83 209H84V208H83ZM109 209H110V208H109ZM113 209H114V208H113ZM138 209H139V208H138ZM154 209H155V208H154ZM164 209H165V208H164ZM180 209H181V208H180ZM189 209H190V207H189ZM193 209H194V208H193ZM193 209H192V211H194ZM202 209H204V208H202ZM211 209H212V208H211ZM247 209H248V208H247ZM37 210H38V209H37ZM43 210H44V209H43ZM78 210H79V209H78ZM80 210H81V207H80ZM89 210H90V209H89ZM89 210H87V211L89 212ZM91 210H92V209H91ZM100 210H101V209H100ZM105 210H106V209H105ZM110 210L112 211V209H110ZM120 210H121V209H120ZM122 210H123V209H122ZM128 210H130V209H128ZM128 210H127V211H128ZM136 210H137V209H136ZM139 210H140V209H139ZM139 210H138V212H139ZM161 210H162V209H161ZM169 210H170V208H169ZM171 210H172V209H171ZM190 210H191V209H190ZM204 210H206V209H204ZM216 210H217V209H216ZM224 210H225V209H224ZM46 211H47V210H46ZM48 211H49V209H48ZM48 211H47V212H48ZM59 211H60V210H59ZM94 211L96 212V209H94ZM103 211H104V210H102V213H103ZM106 211H107V210H106ZM117 211H118V209H117ZM131 211H132V209H131ZM141 211H143V210H141ZM147 211L149 212V210H147ZM165 211H166V210H165ZM172 211H173V210H172ZM209 211H210V210H209ZM214 211H215V210H214ZM44 212H45V211H44ZM60 212H61V211H60ZM69 212H70V210H69ZM84 212H85V211H84ZM115 212H116V211H115ZM129 212H130V211H129ZM134 212L136 213V211H134ZM138 212H137L136 214H138ZM155 212H156V211H155ZM155 212H154V213H155ZM158 212H159V211H158ZM160 212H161V211H160ZM203 212H204V211H203ZM243 212H244V211H243ZM53 213H54V212H52V215L56 214V213H54V214H53ZM57 213H58V212H57ZM73 213H74V212H73ZM99 213H100V212H99ZM121 213H122V212H121ZM135 213H134V214H135ZM149 213H150V212H149ZM152 213H153V211H152ZM163 213H164V212H163ZM166 213H167V212H166ZM174 213H175V212H174ZM193 213H194V212H193ZM196 213H197V212H196ZM10 214H11V213H10ZM26 214H27V213H26ZM77 214H78V213H77ZM82 214H83V213H82ZM82 214H80V215H82ZM85 214H86V212H85ZM95 214H96V213H95ZM103 214H105V213H103ZM108 214H110V211H109ZM119 214H120V213H119ZM122 214H123V213H122ZM124 214H125V213H124ZM128 214H130V213H128ZM134 214H133V215H134ZM159 214H160V213H159ZM194 214H195V213H194ZM204 214H205V213H204ZM206 214H207V213H206ZM208 214H210V212H209ZM213 214H214V213H213ZM246 214H247V213H246ZM57 215H58V214H57ZM70 215H71V214H70ZM90 215H91V214H90ZM93 215H94V214H93ZM93 215H92V216H93ZM96 215H97V214H96ZM100 215L102 216L101 213H100ZM113 215H114V214H113ZM126 215H127V214H126ZM138 215H139V214H138ZM142 215H143V214H142ZM149 215H150V214H149ZM184 215H185V214H184ZM199 215H200V214H199ZM15 216H16V215H15ZM15 216H14V217H15ZM48 216H50V215H48ZM60 216H61V215H60ZM83 216H84V215H83ZM85 216H86V215H85ZM85 216H84V217H85ZM87 216H89V214H88ZM87 216H86V218H87ZM103 216H104V215H103ZM117 216H118V215H117ZM121 216H122V215H121ZM131 216H132V215H131ZM151 216H153V215H151ZM167 216H168V215H167ZM169 216H170V215H169ZM177 216H178V215H177ZM185 216H186V215H185ZM187 216H188V215H187ZM192 216H193V215H192ZM53 217H54V216H53ZM78 217H79V216H78ZM81 217H82V216H81ZM104 217H105V216H104ZM104 217H103V219H104ZM125 217H126V216H125ZM128 217H129V216H128ZM134 217H136V216H134ZM139 217H140V216H139ZM156 217H157V215H156ZM162 217H163V216H162ZM208 217H209V215H208ZM69 218H71V217L69 216ZM73 218H74V217H73ZM86 218H84V219L86 220ZM90 218H91V216H90ZM98 218H99V217H98ZM101 218H102V217H100V219H101ZM117 218H118V217H117ZM117 218L114 217V220H113V221L115 222V219H117ZM122 218H123V217H122ZM130 218H131V217H130ZM137 218H138V217H137ZM147 218H148V216H147ZM159 218H160V217H159ZM164 218H165V217H164ZM173 218H174V216H173ZM178 218H179V217H178ZM194 218H196V217L194 216ZM200 218H201V215H200ZM18 219H19V218H18ZM22 219H23V218H22ZM56 219H57V218H56ZM74 219H75V218H74ZM78 219H79V218H78ZM110 219H112V218H110ZM142 219H143V218H142ZM149 219H150V218H149ZM165 219H166V218H165ZM170 219H171V218H170ZM183 219H184V218H182V220H183ZM190 219H191V218H190ZM203 219H204V218H203ZM207 219H208V218H207ZM243 219H244V218H243ZM243 219H242V221H243ZM249 219H250V217H249ZM54 220H55V219H54ZM72 220H73V219H72ZM80 220H81V219H80ZM122 220H123V219H122ZM128 220H129V219H128ZM140 220H141V219H140ZM177 220H178V219H177ZM187 220H188V219H187ZM210 220H211V219H210ZM222 220H223V218H222ZM226 220H227V218H226ZM228 220H229V219H228ZM12 221H13V219H12ZM38 221H39V220H38ZM56 221H57V220H56ZM76 221H77V220H76ZM78 221H79V220H78ZM93 221H94V220H93ZM108 221H109V220H108ZM119 221H120V219H119ZM119 221H118V222H119ZM130 221H131V220H130ZM135 221H136V220H135ZM144 221H145V220H144ZM146 221H147V220H146ZM158 221H159V220H158ZM178 221H180V220H178ZM184 221H185V220H184ZM219 221H220V220H219ZM236 221H237V220H236ZM240 221H241V220H240ZM247 221H248V220H247ZM253 221H254V220H253ZM262 221H263V220H262ZM16 222H17V221H16ZM22 222H23V220H22ZM59 222L61 223V221H59ZM81 222H82V220H81ZM98 222H101V221H98ZM103 222H104V221H103ZM105 222H106V221H105ZM111 222H112V221H111ZM133 222H134V221H133ZM169 222H170V221H169ZM181 222H183V221H181ZM224 222H226V221H224ZM224 222H222V223L224 224ZM227 222H228V221H227ZM245 222H246V221H245ZM245 222H244V223H245ZM260 222H261V221H260ZM5 223H6V222H5ZM10 223H11V222H10ZM38 223H39V222H38ZM38 223H37V224H38ZM52 223H53V222H52ZM60 223H59V226H60ZM62 223H63V222H62ZM76 223H77V222H76ZM82 223H83V222H82ZM88 223H90L89 220H88ZM101 223H102V222H101ZM107 223H108V222H107ZM120 223H121V222H120ZM131 223H132V222H131ZM131 223H130V224H131ZM140 223H141V222H140ZM170 223H171V222H170ZM175 223H177V222L175 221ZM21 224H22V223H21ZM57 224H58V222H57ZM63 224H64V223H63ZM63 224H62V226H63ZM66 224H67V223H66ZM96 224H97V223H96ZM114 224H116V222H115ZM118 224H119V223H117V226H118ZM121 224H123V221H122ZM121 224H120V225H121ZM126 224H127V222H126ZM141 224H142V223H141ZM159 224H160V223H159ZM177 224H178V223H177ZM225 224H226V223H225ZM248 224H249V222H248ZM252 224H254V223H252ZM38 225H39V224H38ZM44 225H45V224H44ZM44 225H42V226H44ZM85 225H86V224H85ZM97 225H98V224H97ZM111 225H112V224H111ZM120 225H119V226H120ZM123 225H124V224H123ZM133 225H134V224H133ZM137 225H138V224H137ZM152 225H153V224H152ZM167 225H168V222H167ZM171 225H172V223H171ZM212 225H213V224H212ZM240 225H241V224H240ZM254 225H255V224H254ZM257 225H258V224H257ZM19 226H21V225H19ZM19 226H18V227H19ZM35 226H36V225H35ZM56 226H58V225H56ZM64 226H65V225H64ZM82 226H83V225H82ZM87 226H88V225H87ZM91 226H92V225H91ZM108 226H109V225H108ZM124 226H125V225H124ZM126 226H128V225H126ZM131 226H132V225H131ZM141 226H142V225H141ZM146 226H147V225H146ZM154 226H155V225H154ZM218 226H219V225H218ZM235 226H236V225H235ZM31 227H32V226H31ZM37 227H38V229H39V226H37ZM40 227H41V226H40ZM48 227H49V226H48ZM69 227H70V226H69ZM92 227H93V226H92ZM92 227H90V228H92ZM101 227H102V226H101ZM122 227H123V226H122ZM133 227H134V226H133ZM138 227H139V225H138ZM143 227H144V226H143ZM143 227H142L141 229H143ZM163 227H164V226H163ZM163 227H162V228H163ZM173 227L175 228L174 225H173ZM181 227H182V226H181ZM185 227H186V226H185ZM222 227H223V226H222ZM222 227H221V228H222ZM35 228H36V227H35ZM35 228L33 227V229H35ZM65 228H66V226H65ZM83 228H84V226H83ZM95 228H96V227H95ZM111 228H112V227H111ZM134 228H135V227H134ZM136 228H137V227H136ZM153 228H154V227H153ZM153 228H152V230H153ZM187 228H188V227H187ZM202 228H203V227H202ZM241 228H242V227H241ZM241 228H240V229H241ZM261 228H262V227H261ZM3 229H4V228H3ZM22 229H23V227H22ZM22 229H21V230H22ZM30 229H31V228H30ZM85 229H86V227H85ZM85 229H84V230H85ZM88 229H89V228H88ZM107 229H108V228H107ZM107 229H105V230L107 231ZM121 229H123V228H121ZM130 229H131V228H130ZM130 229H129V231H130ZM144 229H145V228H144ZM146 229H147V228H146ZM154 229H155V228H154ZM156 229H158V228L156 227ZM165 229H166V228H165ZM170 229H171V228H170ZM180 229H181V228H180ZM188 229H189V228H188ZM192 229H193V228H192ZM199 229H200V228H199ZM215 229H216V228H215ZM226 229H227V228H226ZM248 229H249V227H248ZM256 229H257V228H256ZM4 230H5V229H4ZM31 230H32V229H31ZM90 230L93 231L92 229H90ZM98 230H99V229H98ZM102 230H103V229H102ZM105 230H104V231H105ZM113 230H115V229L113 228ZM116 230H118V229H116ZM124 230H125V229H124ZM134 230H135V229H134ZM147 230H148V229H147ZM149 230H151V229H149ZM161 230H162V229H161ZM189 230H190V229H189ZM203 230H204V229H203ZM211 230H212V228H211ZM228 230H229V229H228ZM232 230H233V228H232ZM244 230H245V229H244ZM246 230H247V229H246ZM259 230H260V229H259ZM27 231H28V230H27ZM45 231H46V230H45ZM88 231H89V230H88ZM99 231H100V230H99ZM120 231H121V230H120ZM143 231H145V230H143ZM143 231L141 230V232H143ZM196 231H197V230H195V232H196ZM254 231H255V229H254ZM13 232H14V231H13ZM16 232H17V231H16ZM18 232H19V231H18ZM20 232H21V231H20ZM31 232H32V231H31ZM31 232L29 231V233H31ZM39 232H40V230H39ZM42 232H43V231H42ZM48 232H49V230H48ZM59 232H60V231H59ZM101 232H102V231H101ZM107 232H108V231H107ZM124 232H125V231H124ZM126 232H127V229H126ZM132 232H133V231H132ZM205 232H206V231H205ZM211 232H212V231H211ZM216 232H217V231H216ZM219 232H220V230H219ZM223 232H224V231H223ZM223 232H222V233H223ZM238 232H239V231H238ZM241 232H242V231H241ZM27 233H28V232H27ZM29 233H28V234H29ZM34 233H35V232H34V230H33V234H34ZM36 233H37V232H36ZM46 233H47V232H46ZM49 233H50V232H49ZM68 233H69V232H68ZM118 233H119V232H118ZM138 233H140V232L138 231ZM155 233H156V232H155ZM159 233H160V232H159ZM166 233H168V232H166ZM169 233H170V232H169ZM175 233H176V232H175ZM180 233H181V232H180ZM180 233H179V234H180ZM184 233L186 234V232H184ZM190 233H191V232H190ZM202 233H203V232H202ZM206 233H208V232H206ZM206 233H205V234H206ZM209 233H210V232H209ZM220 233H221V232H220ZM227 233H229V231H228ZM249 233H250V232H249ZM252 233H253V232H252ZM0 234H1V233H0ZM19 234H20V233H19ZM38 234H39V233H38ZM43 234H44V233H43ZM70 234H71V233H70ZM89 234H90V233H89ZM121 234H122V233H121ZM144 234H145V233H144ZM148 234H149V233H148ZM163 234H165V233H163ZM192 234H194V233H192ZM192 234H191V235H192ZM224 234H225V233H224ZM224 234H222V235H224ZM7 235H8V234H7ZM11 235H12V234H11ZM17 235H18V234H17ZM17 235H16V236H17ZM31 235H32V234H31ZM56 235H57V234H56ZM58 235H59V234H58ZM60 235H61V234H60ZM66 235H68V234H66ZM129 235H130V234H129ZM136 235H137V234H136ZM167 235H168V234H167ZM188 235H189V234H188ZM191 235H190V236H191ZM211 235L214 236L213 234H211ZM229 235H230V234H229ZM232 235H234V234L232 233ZM235 235H237V234H235ZM249 235H250V234H249ZM8 236H10V234H9ZM20 236H21V234H20ZM23 236H24V235H23ZM23 236H22V237H23ZM32 236H33V235H32ZM44 236H45V235H44ZM62 236H63V235H62ZM125 236H126V235H125ZM130 236H131V235H130ZM132 236H133V235H132ZM161 236H162V235H161ZM168 236H170V235H168ZM182 236H183V235H182ZM186 236H187V235H186ZM186 236H185V237H186ZM195 236H196V235L194 234V238H195ZM200 236H201V235H200ZM261 236H262V235H261ZM18 237H19V236H18ZM65 237H66V236H65ZM87 237H88V236H87ZM122 237H124V236H122ZM145 237H146V236H145ZM162 237H163V236H162ZM179 237H180V236H179ZM206 237H207V236H206ZM222 237H223V236H222ZM222 237H221V238H222ZM228 237H229V236H228ZM230 237H232V236H230ZM246 237H247V236H246ZM254 237H256V236H254ZM12 238H13V237H12ZM12 238H10V239H12ZM26 238H27V237H26ZM28 238H30V237H28ZM28 238H27V239H28ZM56 238H57V237H56ZM68 238H69V237H68ZM74 238H75V237H74ZM79 238H80V237H79ZM117 238H118V237H117ZM136 238H137V237H136ZM157 238H159V237L157 236ZM170 238H172V237H170ZM170 238H169V239H170ZM174 238H175V237H173V239H174ZM191 238H193V237H191ZM207 238H208V237H207ZM210 238H211V236H210ZM233 238H235V237H233ZM237 238H238V237H237ZM241 238H242V237H241ZM259 238H260V237H259ZM6 239H7V237H6ZM6 239H5L4 243L6 242ZM8 239H9V238H8ZM19 239H21V238H19ZM24 239H25V238H24ZM58 239H59V238H58ZM75 239H76V238H75ZM93 239H94V238H93ZM124 239H125V238H124ZM132 239H134V238H132ZM143 239H144V237H143ZM163 239H166V237L163 238ZM169 239H168V241H169ZM175 239H176V238H175ZM175 239H174V240H175ZM181 239H182V238H181ZM183 239H184V238H183ZM188 239H189V238H188ZM200 239H201V237H200ZM231 239H232V238H231ZM235 239H236V238H235ZM245 239H246V238L244 237L243 240H245ZM250 239H251V238H250ZM12 240H13V239H12ZM35 240H38V239L35 238ZM81 240H82V239H81ZM81 240H80V241H81ZM88 240H89V239H88ZM122 240H123V239H122ZM129 240H130V238H129ZM138 240H140V239H138ZM160 240L163 241L162 239H160ZM196 240H198V239L196 238ZM208 240H209V238H208ZM211 240H212V239H211ZM220 240H221V239H220ZM222 240H223V239H222ZM227 240H229V239H227ZM32 241H33V240H32ZM71 241H72V240H71ZM73 241H74V240H73ZM78 241H79V239H78ZM91 241H92V240H90V242H91ZM93 241H94V240H93ZM125 241H127V240H125ZM136 241H137V240H136ZM158 241H159V239H158ZM164 241H165V240H164ZM164 241H163V243H165ZM178 241H179V239H178ZM187 241H188V240H187ZM189 241H190V239H189ZM225 241H226V240H225ZM249 241H250V240H249ZM10 242H11V241H10ZM19 242H20V241H19ZM25 242H26V241H25ZM34 242H35V241H34ZM65 242H66V241H65ZM82 242H83V240H82ZM88 242H89V241H88ZM111 242H112V241H111ZM137 242H139V241H137ZM159 242H160V241H159ZM159 242H158V244H161V243H159ZM174 242H175V241H174ZM181 242H182V241H181ZM216 242H218V241H216ZM220 242H221V241H220ZM229 242H230V241H229ZM250 242L252 243V241H250ZM256 242H257V241H256ZM28 243H29V242H28ZM32 243H33V242H32ZM36 243H38V242H36ZM56 243H57V242H56ZM84 243H85V242H84ZM95 243H96V240H95ZM129 243H131V242H129ZM133 243H134V242H133ZM151 243H152V242H151ZM168 243H170V242H168ZM183 243H184V240H183ZM185 243H186V242H185ZM187 243H188V242H187ZM191 243H192V242H191ZM209 243H210V242H209ZM226 243H227V242H226ZM246 243H247V242H246ZM251 243H250V244H251ZM17 244H18V243H17ZM80 244H81V243H80ZM88 244H89V243H88ZM88 244H87V245H88ZM122 244H124V243H122ZM138 244H139V243H138ZM142 244H143V241H142ZM145 244H146V243H145ZM147 244H148V243H147ZM147 244H146V245H147ZM154 244H155V243H154ZM188 244H189V243H188ZM192 244H193V243H192ZM203 244H205V243H203ZM231 244H232V243H231ZM239 244H240V243H239ZM263 244H264V243H263ZM21 245H22V243H21ZM27 245H28V244H27ZM70 245H71V244H70ZM73 245H74V243H73ZM83 245H84V244H83ZM92 245H93V244H92ZM125 245H126V244H125ZM143 245H144V244H143ZM146 245H145L144 247H146ZM167 245H168V244H167ZM171 245H172V244H171ZM179 245H180V244H179ZM181 245H182V244H181ZM218 245H219V244H218ZM241 245H242V244H241ZM4 246H5V245H4ZM28 246H30V245H28ZM52 246H53V245H52ZM57 246H58V245H57ZM57 246H56V247H57ZM93 246H94V245H93ZM101 246H102V245H101ZM119 246H120V245H119ZM134 246H135L134 248H138V247H136V245H134ZM138 246L140 247V245H138ZM161 246H163V245H161ZM168 246H169V245H168ZM195 246H196V245H195ZM195 246H194V247H195ZM197 246H198V245H197ZM197 246H196L195 248H198ZM199 246H200V244H199ZM208 246H209V245H208ZM210 246H211V245H210ZM231 246H232V245H231ZM244 246H245V245H244ZM6 247H7V246H6ZM6 247H5V248H6ZM54 247H55V245H54ZM54 247H53V248H54ZM83 247H85V246H83ZM88 247H89V245H88ZM91 247H92V246H91ZM91 247H89V248H91ZM99 247H100V246H99ZM113 247H114V246H113ZM172 247H173V246H172ZM172 247H170V249H171ZM185 247H186V246H185ZM194 247H193V248H194ZM228 247H230V246L228 245ZM1 248H2V247H1ZM5 248L3 247L2 249H5ZM24 248H26V247H24ZM72 248H73V247H72ZM74 248H75V247H74ZM76 248H77V247H76ZM93 248H94V247H93ZM93 248H92V249H93ZM105 248H106V247H105ZM115 248H116V247H115ZM181 248H182V246H181ZM188 248H189V247H188ZM190 248H191V247H190ZM195 248H194V249H195ZM225 248H226V247H225ZM231 248H232V247H231ZM231 248H230V249H231ZM239 248H240V247H239ZM247 248H248V247H247ZM251 248H253V247H251ZM32 249H33V248H32ZM61 249H62V248H61ZM92 249H91V250H92ZM94 249H96V248H94ZM94 249H93V250H94ZM125 249H127V248H125ZM131 249H133V248L131 247ZM131 249H129V251H130ZM139 249H140V248H139ZM146 249H147V248H146ZM146 249H145V250H146ZM174 249H175V248H174ZM210 249H211V248H210ZM222 249H223V251H224V247H223ZM240 249H241V248H240ZM245 249H246V248H245ZM22 250H23V249H22ZM44 250H45V248H44ZM47 250H49V249L47 248ZM47 250H46V251H47ZM59 250H60V249H59ZM72 250H76V249H72ZM72 250L70 249V251H72ZM78 250H79V249H78ZM80 250H81V249H80ZM82 250H83V249H82ZM85 250H86V249H85ZM91 250H90L89 252H91ZM100 250H102V249H100ZM111 250H112V249H111ZM111 250H110V253H111ZM155 250H157V249H155ZM191 250H192V249H191ZM195 250H196V249H195ZM198 250H200V249H198ZM225 250H226V249H225ZM241 250H243V249H241ZM253 250H254V249H253ZM263 250H264V248H263ZM263 250H262V251H263ZM4 251H5V250H4ZM7 251H8V250H7ZM11 251H12V250H11ZM20 251H21V250H20ZM27 251H28V250H27ZM30 251H31V250H30ZM55 251H56V250H55ZM108 251H109V250H108ZM133 251L135 252L136 250L134 249ZM138 251H140V250H138ZM138 251H137V252H138ZM143 251H144V250H143ZM178 251H179V250H178ZM181 251H182V250H181ZM187 251H188V250H187ZM212 251L214 252V250H212ZM228 251H229V250H228ZM232 251H233V250H232ZM12 252H13V251H12ZM17 252H18V251H17ZM41 252H42V250H41ZM41 252H40V253H41ZM43 252H44V251H43ZM63 252H64V251H63ZM78 252H79V251H78ZM92 252H93V251H92ZM97 252H98V251H97ZM113 252H114V251H113ZM160 252H162V250H161ZM168 252H169V251H168ZM171 252H172V251H171ZM174 252H175V251H174ZM183 252H184V251H183ZM189 252H190V251H189ZM201 252H202V251H201ZM225 252H226V251H225ZM230 252H231V251H230ZM234 252H235V251H234ZM236 252H237V251H236ZM240 252H241V251H240ZM246 252H247V250H246ZM253 252H254V251H253ZM260 252H261V251H260ZM7 253H8V252H7ZM51 253H52V252H51ZM53 253H55V252H53ZM102 253H103V252H102ZM104 253H105V252H104ZM120 253H121V252H120ZM177 253H178V252H177ZM180 253H182V252H180ZM187 253H188V252H187ZM193 253H194V252H193ZM198 253H199V251H198ZM205 253H206V252H204V254H205ZM211 253H212V252H211ZM218 253H219V252H218ZM218 253H217V254H218ZM231 253H232V252H231ZM36 254H37V253H36ZM43 254H45V253H43ZM46 254H47V253H46ZM49 254H50V253H49ZM55 254H56V253H55ZM61 254H62V252H61ZM68 254H69V253H68ZM68 254H67V255H68ZM81 254H82V253H81ZM92 254H93V253H92ZM114 254H115V253H114ZM114 254H113V255H114ZM130 254H131V253H130ZM150 254H152V253H150ZM155 254H157V253H155ZM158 254H159V253H158ZM171 254H172V253H171ZM188 254H189V253H188ZM208 254H209V253H208ZM224 254H225V253H224ZM234 254H235V253H234ZM263 254H264V253H263ZM7 255H8V254H7ZM7 255H6V256H7ZM34 255H35V254H34ZM40 255H41V254H40ZM62 255H63V254H62ZM95 255H98V253H95ZM105 255H106V254H105ZM176 255H177V254H176ZM179 255H180V254H179ZM181 255H182V254H181ZM194 255L196 256V254H194ZM198 255H199V254H198ZM210 255H211V254H210ZM237 255H238V254H237ZM240 255H241V254H240ZM246 255H247V254H246ZM246 255H245V257L249 256V255H247V256H246ZM253 255H254V253H253ZM9 256H10V254H9ZM19 256H20V255H19ZM30 256H31V255H30ZM36 256H37V255H36ZM41 256H42V255H41ZM41 256L39 257V259H42ZM43 256H44V255H43ZM49 256H51V255H49ZM54 256H55V255H54ZM59 256H60V255H59ZM59 256H58V257H59ZM63 256H64V255H63ZM70 256H71V254H70ZM77 256H78V255H77ZM147 256H148V255H147ZM153 256H154V255H153ZM165 256H166V255H165ZM188 256H189V255H188ZM203 256H204V255H203ZM205 256H206V255H205ZM224 256H225V255H224ZM234 256H235V255H234ZM242 256H243V255H242ZM242 256H241V257H242ZM55 257H56V256H55ZM65 257L68 258V256H65ZM71 257H72V256H71ZM75 257H76V256H75ZM93 257H94V256H93ZM103 257H104V256H103ZM103 257H102V258H103ZM119 257H122V256H119ZM129 257H130V256H129ZM131 257H132V256H131ZM143 257H144V255H143ZM173 257H174V256H173ZM173 257H171V258H173ZM179 257H180V256H179ZM182 257H183V255H182ZM229 257H230V254H229ZM231 257H233L232 254H231ZM238 257H239V256H238ZM241 257H239V258H241ZM256 257H257V255H256ZM13 258H14V257H13ZM35 258H36V257H35ZM45 258H47V257H45ZM50 258H51V257H50ZM53 258H54V257H53ZM53 258H52V259H53ZM56 258H57V257H56ZM59 258H60V257H59ZM59 258H57V259H59ZM63 258H64V257H63ZM87 258H88V257H87ZM97 258H98V257H97ZM105 258H106V257H105ZM125 258H126V257H125ZM134 258H135V257H134ZM149 258H150V257H149ZM168 258H169V257H168ZM185 258H186V257H185ZM195 258H196V257H195ZM222 258H223V257H222ZM252 258H253V257H252ZM92 259H93V258H92ZM92 259H91V260H92ZM127 259H128V258H127ZM132 259H133V258H132ZM144 259H145V258H144ZM146 259H147V258H146ZM160 259H161V257H160ZM165 259H166V257H165ZM183 259H184V258H183ZM183 259H182V261H183ZM188 259H189V258H188ZM190 259H191V258H190ZM217 259H218V258H217ZM231 259H232V258H231ZM231 259H230V260H231ZM250 259H251V258H250ZM18 260H19V259H18ZM59 260H60V259H59ZM64 260H65L64 262L67 261L65 258H64ZM77 260H79V259L77 258ZM89 260H90V259H89ZM93 260H94V259H93ZM95 260H97V259H95ZM111 260H112V259H111ZM129 260H130V259H129ZM138 260H139V259H138ZM140 260H141V259H140ZM157 260H158V259H157ZM167 260H168V259H167ZM177 260H178V259H177ZM186 260H187V259H186ZM203 260H204V258H203ZM206 260H207V259H206ZM221 260H222V259H221ZM235 260H236V258H235ZM258 260H259V259H258ZM22 261H23V260H22ZM30 261H31V260H30ZM56 261H57V260H56ZM68 261H69V260H68ZM87 261H88V260H87ZM108 261H110V260H108ZM148 261H149V260H148ZM148 261H147V262L145 261V262L148 263ZM153 261H154V260H153ZM163 261H164V259H163ZM170 261H172V260H170ZM179 261H180V260H179ZM193 261H194V259H193ZM210 261H211V259H210ZM217 261H218V260H217ZM224 261H225V260H224ZM239 261H240V259H239ZM20 262H21V261H20ZM33 262H34V261H33ZM43 262H44V261H43ZM50 262H51V261H50ZM57 262H58V261H57ZM62 262H63V261H62ZM62 262H61V263H62ZM84 262H85V261H84ZM98 262H99V261H98ZM100 262H101V261H100ZM100 262H99V263H100ZM116 262H117V261H116ZM123 262H125V261H123ZM130 262H131V261H130ZM167 262H168V261H167ZM167 262H166V263H167ZM172 262H173V261H172ZM180 262H181V261H180ZM203 262H204V261H203ZM208 262H209V261H208ZM218 262H219V261H218ZM236 262H237V261H236ZM248 262H249V261H248ZM254 262H255V261H254ZM48 263H49V262H47V264H48ZM58 263H59V262H58ZM61 263H60V264H61ZM69 263H70V262H69ZM106 263H107V262H106ZM117 263H118V262H117ZM132 263H133V260H132ZM146 263H145V264H146ZM162 263H163V262H162ZM169 263H170V262H169ZM178 263H179V262H178ZM184 263H186V262H184ZM184 263H183V264H184ZM198 263H199V262H198ZM205 263H206V261H205ZM216 263H217V262H216ZM234 263H235V262H234ZM234 263H233V264H234ZM15 264H16V263H15ZM26 264H28V262H26ZM29 264H30V263H29ZM70 264H71V263H70ZM78 264H79V263H78ZM100 264H101V263H100ZM108 264H109V263H108ZM112 264H113V263H112ZM115 264H116V263H115ZM167 264H168V263H167ZM173 264H174V263H173ZM179 264H180V263H179ZM223 264H224V263H223ZM235 264H236V263H235ZM237 264H238V263H237ZM245 264H246V263H245ZM255 264H256V263H255Z\"/></svg>",
    "mask_w": 264,
    "mask_h": 264
}]
</instances>
